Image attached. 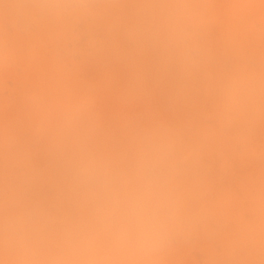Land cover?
I'll return each instance as SVG.
<instances>
[{
    "label": "rangeland",
    "instance_id": "rangeland-1",
    "mask_svg": "<svg viewBox=\"0 0 264 264\" xmlns=\"http://www.w3.org/2000/svg\"><path fill=\"white\" fill-rule=\"evenodd\" d=\"M3 1H6V0H3ZM3 1L0 0V7H1V10H0L1 12L0 13V144H2L0 146V155L1 154L3 155L0 159V184L3 186L0 185V188H2L1 189L2 192L6 190L5 193L7 195L0 191V196L2 197L0 199V211H1L0 212V243H2L0 244V250H1L0 255L1 256L3 255L2 256L3 258L0 256V261L3 263L0 262V264H4L5 262L6 264H12V263L15 264L16 261H18L16 262L17 264H20V263L23 264L24 259L21 258L20 256L22 257L24 256L23 252L25 249L27 250L26 247L30 248L28 249V252H30V250L32 251V248H33L32 246L34 245V243H36L34 241L39 242V238L40 240H42V238H44L45 237L44 235L46 234L48 236V239L45 237V241L49 240L52 244H55L56 246V244L60 240L59 238L64 239L65 238L64 235L68 233L70 234V236H72L71 238L68 237L69 240L67 239L68 240L67 244L68 242L70 244L66 246H69V248L66 246H62V245H65L66 243L65 244L62 243L61 245L58 244L63 247V248L61 247L62 249L59 246L57 247H59L64 253L65 247L66 249H70L69 251H74L75 249L72 250V248L74 247V245L76 248V246L79 245L78 242L81 243V245H84V243H86L85 247L88 246L89 249H87L88 247L87 248H85L84 246L82 247H84L88 253L84 249H83L84 251H82V248H79L81 245H79L78 248H76L75 250V252L76 251L79 252L78 251L79 249L81 250L82 253L83 252L86 253V255L84 254L86 256V257L84 256L85 258L83 256L82 257L78 256L81 252L78 255L76 253L75 254L73 253L74 256L75 255L78 256L77 259L79 263L82 262L81 264H85V263L92 264V261L90 262L89 260H88L89 263L88 261H85V260H84L85 263L82 261L83 258L86 259L88 258L87 256L89 255L91 257L95 256L94 258L98 260L96 261L97 264L98 263L101 264L102 259H104V257L107 254H108L107 257L110 256V258H113V260L115 261V264H128V263L129 264L130 263L146 264L149 261L150 262L147 264H156L157 261H158L157 264H165V263L167 264L168 263L170 264H174V263L175 264H188V263L189 264H197V263L206 264L205 260L207 259H208L207 261L209 262V263L207 262V264H213V263L214 264H226L227 260L229 262L230 259H231L230 263L232 264H247V262H249L248 264H263L264 258L262 259L261 257H264V255H261L260 253V255L258 256V254L259 252H262L264 254L263 252L264 250H262V248L264 247L262 246V243L264 245V242L259 240L258 233H260L261 235L264 234V213H262L264 211H261L262 207H263L262 209H264V201H263L264 200V193H263L264 185H262L264 184L263 182L264 181V32H263L264 28H261V25L262 27H264L263 26L264 9L262 10V8H264V1H261V0H258V1L257 0H213V1L212 0H194V1L192 0H158V1L156 0H150V1L149 0H137V1L135 0H104V2L102 1L104 5L105 4L109 6L111 5L110 6L111 8L106 5L104 6L103 4H98V3H102L101 0H99V2L97 0H81L82 3H80V0H71V1L70 0L69 1L68 0H54L51 2L50 0L49 1L48 0H24V1L23 0H9L8 1L7 0L8 2L6 1V3ZM38 1L40 2V4ZM72 1H73V4H72ZM164 1L166 2V4ZM32 2H36V3H32ZM67 2L69 3V5ZM92 2H95L93 3L94 6H96L95 8L94 6H91ZM181 2H182V5H180ZM186 2H187L188 7L185 6ZM188 2L190 4H188ZM205 2L209 4H206ZM52 3H54V5ZM88 3L90 4L88 5ZM156 3L157 4L159 3V4L157 5ZM150 4H151V8H150ZM27 5L29 9L26 8ZM66 5H68V7ZM81 5L83 6L80 7ZM97 5L98 6L102 5L103 9L101 10V6H99V10H98ZM141 5L142 6L147 5V8H144L145 6L143 7L144 12L142 11ZM153 5H156V6H153ZM197 5L200 9L197 7ZM89 6H91L92 8ZM116 6L117 8L119 7L120 8L114 9ZM180 6L183 7V10H181L182 8H180ZM66 7L67 9L70 8L69 11H71V15H70V12H67ZM79 7L81 9L84 8L83 13L80 12L83 9L81 10ZM86 7L88 8V10L86 9ZM104 7H109V8H106V10H104L105 9ZM121 7L125 9L122 8L123 9L122 10ZM75 8L77 10L79 9L80 11L78 10V12H76L77 10H75ZM132 8L134 9L132 10ZM164 8L167 10H165ZM178 8H180L179 10H181V12H177L179 11ZM191 8H193V10H191ZM92 9L93 11H91ZM96 9L97 11H100V12L104 10L101 13L106 14V19L109 20L110 23L112 22L111 23L112 29H110L109 32H105L104 30H102L104 27L102 28L98 27L100 26L99 24L98 26L96 25V23L101 22V20L99 21L100 16L103 17L102 16L103 14H100L99 16V12L97 14ZM197 9L199 11H197ZM72 10L73 11L75 10L76 13L73 12ZM147 10H148V13H147ZM161 10L164 13H162ZM85 11H87V13L89 14L92 12L93 13L90 14L91 16L88 17L89 14H87ZM51 12L53 15L51 14ZM115 12L117 13L116 15L114 14ZM123 12H125L126 14ZM130 12H132V14H130ZM135 12L137 13V15ZM157 12L159 14H157ZM200 12L201 14H199ZM49 13L52 16H50ZM78 13L82 14V16L79 15ZM111 13H112V16L113 15L115 16L112 17ZM180 13H183L182 14L183 18L181 17L182 20L180 19V16H179ZM197 13L200 15L199 17L202 19L198 17ZM233 13H235V15ZM75 14L78 16H76ZM146 14L148 15L146 16ZM190 14H194V15H190ZM205 14L207 15L203 17ZM54 15H56V18H57L55 21H53ZM110 16L112 18H110ZM144 16L148 18H145ZM230 16L231 18H229ZM71 17H72V20L69 19ZM79 17L80 18L82 17V18L80 19ZM95 17H97L96 20H98L96 22L94 20ZM219 17H223V18H219ZM84 18L85 19L88 18L87 19L88 21L87 22L84 21L85 20ZM89 18L90 20H93V21H90ZM119 19L122 22H119ZM220 19L222 20L224 19L226 21L225 24H224V20L222 21ZM235 19L239 20L240 23L236 21ZM76 20L78 22H76ZM82 20L84 22H82ZM110 20H113V21H110ZM153 20L154 22L157 21L158 23L157 22L154 23ZM219 20L222 22H220ZM233 20H235V22L238 24L236 25L235 22L233 23V25H236L235 27L237 28H235L232 25ZM88 22L91 24V28ZM92 22H95V24H92ZM229 23L232 25V27L229 26ZM213 24H215V28ZM217 24H219L221 27ZM223 25L225 26L222 27ZM239 25L240 27H238ZM73 26H75V28L77 26L78 27L75 29L73 28ZM88 26L89 28H86ZM127 26H128L129 31L126 30ZM217 26H219L220 29L224 28V34L222 33L223 30L217 29ZM186 27L188 28V30ZM64 28L66 30H64ZM79 28L81 30H79ZM95 28H97V30ZM99 28H101V30H98ZM184 29L186 31H184ZM70 31L72 32L71 35H70ZM83 31L85 33H83ZM95 31H98V32H95ZM181 31H183L184 33ZM63 32L65 33L63 34ZM190 32H192V34ZM241 32L243 34H241ZM76 33H77V36H76ZM122 33L124 36L122 35ZM238 33H240V35ZM97 34H99V36H101L102 34L101 38L103 40L101 38H98ZM95 35H96V39H99V40L94 41ZM121 35H122V41L123 39L125 40L126 37L129 38V35H130V39L127 44L125 43L127 42L128 39L125 40L126 42L125 41L121 42V39H120ZM115 36L116 38H114ZM217 36L218 38L220 36L221 39L220 38L218 39ZM261 36L263 37L262 39H261ZM63 37H67V39ZM77 37H78V40H77ZM223 37L224 39H222ZM45 39L47 41H44ZM115 39L116 41H118V43L115 41ZM63 40L67 42L64 43ZM101 40L103 41L102 43H100ZM138 41H139V45H138ZM43 42H46L45 43L46 47L42 46L44 45ZM48 42H49L48 46L50 48L47 46ZM158 42L160 46L158 45ZM27 44H32L35 46L31 48L32 47L31 45L29 47L31 50H29L27 49L28 47H26V46H29ZM149 44L152 46V48ZM60 45L63 48H61ZM84 45H86V47H83L84 48L83 49L81 46H84ZM95 45L98 48L99 47L100 48L98 49ZM120 45H121V49L120 48L118 49ZM125 46L127 47V49L125 48ZM133 46L134 48H136L135 50ZM155 46L157 49L155 48ZM209 46L212 48H207ZM91 47L93 48L92 52L94 53L90 52L92 50ZM113 47L117 48L121 54H119V51H117L115 48L113 49ZM182 47H185V48H182ZM46 48L49 51L46 50ZM122 48H124V50ZM26 49L29 52H26ZM50 49L52 52L54 51L53 54L55 56H53L52 52H51L52 55H49ZM68 49H70V51H68ZM78 49L81 51H79ZM114 50L117 52H115ZM63 51L64 53H62ZM66 51H68L67 52L68 54L66 53ZM133 51L135 52V54ZM40 52H42L41 55H40ZM69 52L72 53L71 57H70ZM25 53H29V54H25ZM64 54L65 56H63ZM78 54L80 55V57ZM89 54H90V57H89ZM115 54L116 56H120V55L121 56L116 57ZM42 55H44L46 58H43L44 56L41 57ZM46 55L49 57H47ZM134 55H135V58H134ZM171 55L173 56L171 57ZM20 56L21 58H19ZM56 56L62 57V58L60 59ZM81 56L87 59L86 61L83 59L87 63H85L82 60ZM52 57L54 58L56 57L58 61H56L55 59H51ZM26 58L28 61L26 60ZM64 58L65 59L67 58V60H65ZM88 58L89 59L92 58V60H89ZM104 58L105 59L107 58L106 59L107 61L104 60ZM171 58L173 61L170 62ZM179 58L182 59V61H179L180 60ZM43 59H45V61L47 62H45ZM126 59L128 62L126 61ZM80 60L83 62H81ZM96 60L98 61V63H96ZM103 60L105 64L103 63ZM174 60H177V61L174 62ZM18 61H20V63ZM32 62H36V64ZM54 62H57V63H54ZM109 62L112 64H110ZM25 63L28 65H26ZM176 63L177 64L179 63V64L176 65ZM67 64L69 66H72V67L68 66V68L70 69L72 68L74 72L72 70H71L72 73L69 71L70 69L67 68ZM90 64H92V66ZM95 64H98L100 67L95 69L96 67H98L97 65L95 66ZM22 66L23 67L26 66L25 67L26 69H24ZM102 66H103V70H101ZM244 66H245V69H244ZM106 67H109L110 69L109 71L110 74L108 73L109 76L107 75L108 68ZM180 67L182 69H180ZM50 68H54V69L57 68L58 70L56 69L54 72V69L50 70ZM20 69H22L23 72ZM4 70L6 71L3 74L2 72H4ZM130 70H133V73L135 72V70L136 72L132 74V71ZM27 71H29V73ZM84 71L91 72L93 76L91 74L89 75V72H87L86 74V72ZM201 71H203V73L205 74H203ZM205 71L208 73H206ZM45 72L46 74H44ZM13 73L15 76L13 75ZM129 73H131L133 76ZM137 73L141 77V80ZM130 75L132 77H130ZM171 75L172 76L175 75V76L172 77ZM204 75H206L207 77L205 78ZM37 76L38 78L39 77L40 78L38 79ZM74 76L77 79H74L75 78ZM83 76L85 77V79ZM137 77H139V80ZM134 78H137L136 81ZM147 78L149 81L147 80ZM15 79L16 80L18 79L17 83L15 82ZM56 79H58L59 81ZM86 79H88V81H86ZM143 79L145 82L143 81ZM51 81L52 82L55 81L54 83H56L55 84L56 86H54V83L52 85ZM104 82L108 84L106 85ZM127 82L128 83L132 82L133 86L132 85L130 86V84H127ZM77 84L79 85V87ZM137 84H138L137 87L140 86L139 88L135 86ZM43 86H45V88ZM127 86H130L131 88ZM48 87H49V91L47 89ZM52 87H54V89ZM76 87L78 90L75 89ZM143 87L145 90L143 89ZM137 89L140 90L141 92L138 91ZM171 89L173 90L172 93H171ZM43 90H44V93L41 92ZM96 90H99V91H96ZM135 90L137 93L134 92ZM51 91H53L52 92L53 95ZM54 92L58 93L59 95L56 96L57 94L55 95ZM83 93L85 94L88 93V94L85 95ZM65 94H67L68 96ZM63 96L67 100H65ZM86 96L88 99L86 98ZM84 98H85V101L83 100ZM53 99L55 102L59 101L58 103H56L57 106L53 105L55 104ZM62 100L63 101L65 100L66 102H63ZM81 101L84 103L82 104ZM48 104H50L51 107ZM52 108H54V110ZM62 109L64 110L62 111ZM82 111H85V112L82 113ZM68 114H70V117ZM57 117L61 119L62 122L64 121L63 123H66V121L68 123L69 129L68 127H65L67 124L66 125L64 124L65 125L64 127L68 129V130L66 129L68 133L66 134L67 141L68 140L70 141V138H71L70 142L76 141L74 143L72 142L73 147L78 145V143H80L79 147L76 146L78 147L77 149H75V147L74 149L71 148L70 145H69L70 147L68 148L67 147L68 144L66 145L64 144V142H63L64 145H61V143L60 144L57 143V142L66 140V139L62 140L63 137L66 136L65 134L64 136H62V138L60 137L62 133L59 129V133L61 134H59L60 135L59 138L56 137L58 138L56 139L58 140L56 141V143L59 147L61 145V148L62 147L65 148L64 150H67L68 148V153L66 155V162L64 161V163L62 160L64 159L63 158L64 156L62 154L63 149L60 148L61 150H59L58 148L57 150V145H53V143H49L51 141L55 142L54 139L51 140L53 136L51 137V139L48 138L49 137L48 133L50 135L52 131L55 132V129L57 130V128H60V127H56L54 130L50 128V127H53L54 122L56 123V120L54 121V119H56ZM46 118L47 119L49 118V120H46ZM59 119H57V122H59ZM76 119H78L80 122ZM51 122H53L52 126H51ZM62 122H60L59 124H61ZM63 123L61 125H63ZM39 124L41 126H37ZM76 124H78L79 126ZM42 125L44 126L43 128H42ZM62 127L63 126H61V128ZM83 128L86 131H83ZM49 129L52 131L50 132ZM39 130L40 132H38ZM42 130L45 131L46 133L43 132ZM71 130L74 131L75 133L72 132ZM57 132H55L54 134H56ZM85 132L87 133L85 134ZM39 133H40V136L38 135ZM42 133L47 134V135H44L46 136L45 140L42 137L43 136ZM99 134L101 136L103 134V136L100 137ZM225 135L227 136V139H229L230 141L226 140ZM90 136L91 137L93 136V137L91 138ZM221 137H223V139L226 140L227 142L226 141L224 142V140H222ZM231 137L232 138L234 137V138L232 139ZM243 138H245V140H243ZM39 139L40 140L43 139L44 141L43 140L40 141ZM77 139H78V142H77ZM86 140L89 142L88 145H86L87 143ZM91 140L93 144L91 143ZM79 141H81L82 143ZM93 145H95L94 146L95 148L93 147ZM36 146H37V149L35 148ZM84 146H87V147H84ZM24 147L27 149H25ZM44 148L46 150H44ZM85 148H88V150H84ZM250 148H252V150ZM92 149H95L94 151L96 153V156L99 154V157L97 156L96 158L95 156H93L94 153L93 154L89 153V150L92 151ZM96 149L98 150L97 152H96ZM6 150L8 152H6ZM35 150H36V154H35ZM41 151H43L44 153ZM57 151L59 153L61 152L60 154L63 157L60 156V154L58 155ZM80 151L82 152L83 156L79 154ZM5 152L7 154H5ZM99 152L102 154L106 152L104 154L106 157L104 155L102 156V154H100ZM9 153H12V156ZM46 153L47 155L51 154V158L48 157ZM85 153H89L90 157L95 158V159H92L93 162H91V159L89 156H85ZM24 154L26 155L24 156ZM45 155L48 157V159L45 157ZM77 155H80V156L78 157ZM59 156L61 157V159ZM75 156L79 159H77ZM81 156L82 157L85 156L84 157L85 159L87 160L90 159V160L87 161L84 158L80 160ZM100 156L104 158L102 159ZM14 157L16 160H18V162L14 159ZM74 157L77 161L74 160ZM2 158L4 159L2 160ZM99 158L101 159V161L100 160L98 161ZM9 159H10V162H7ZM29 159L34 162L30 161ZM49 159H50V162H48ZM105 159L108 160L109 164L106 162ZM11 160L12 161L14 160V161L12 162ZM80 161H83L84 164H86L85 162L87 163L89 162L88 163L89 165L86 164V166H83L84 164L82 165L81 163H79ZM22 162H25V163H22ZM90 162L94 163V165L91 164L93 167L90 166ZM5 163L8 165V167ZM35 163L38 166H36ZM77 163H79L80 165ZM62 164H65V165H62ZM34 165L36 167H34ZM61 165L65 167V169L63 168L62 170L61 169L58 170V168L61 167ZM83 167H85V169ZM80 168H82L83 170ZM90 168L91 169L93 168V171ZM73 169H76V170L74 171ZM77 169H80V170L77 171ZM44 170H46V172ZM86 170H89V172H87ZM53 171H56V172H53ZM58 172H59V175L57 174ZM60 172H61V175H60ZM48 175L51 178H49ZM246 175H249V177L247 176L248 180L246 179ZM38 178H40V180ZM254 179L255 180L258 179L257 181H259L258 183L260 185L257 183V181H256L257 185L253 183L255 181ZM35 180L37 181L35 182ZM77 180H79L78 183H77ZM245 180L247 184L249 182L248 185L245 183ZM55 182L56 184L58 183L59 186H61L62 184L64 186V188L62 186L61 188L58 189V192H60L59 194L61 193L63 194V196L61 195L62 197L58 195V198H56L57 195L56 196L53 195L56 193L55 190H57V188H55L56 186L53 185ZM106 182H109V183H106ZM241 183L244 185H242ZM45 184L47 185L45 186ZM97 184L100 185V188L101 187L104 188L102 193L99 192L102 190L99 188V186H97ZM108 184H110L109 187H108ZM90 185H92L91 186L92 188L90 187ZM105 185L107 187V191L104 187ZM190 185L193 188H190L191 187ZM241 185L245 187L243 188ZM255 185L256 187L258 186L259 187L255 189L254 188ZM21 186L22 188L23 187L24 188L22 189ZM41 186L45 187L46 190L42 188ZM3 187H5V189ZM89 187L90 189H93V187L94 189L97 188L98 192L95 193V191L97 190H92V193H91L92 196L89 195L90 194ZM10 188L12 191L9 190ZM74 189L77 190V192ZM179 189L181 192L178 191ZM72 190L75 191L74 193L75 197L76 196L78 197L76 198L74 197L73 192H71ZM82 190L84 191V193L82 192ZM87 190H89V192ZM204 190L205 192L207 190L206 194ZM9 191H10V194L12 192L13 195L12 194L10 195ZM200 191L201 193H199ZM248 191L252 193H249ZM79 192H82V193H79ZM182 192L183 193L185 192L186 195L188 196H186L185 193L183 194ZM218 192H219V195H221L220 192H222L223 195L221 196L225 195L224 198L222 199L220 198L222 202L221 200L219 201V195L217 194ZM227 192L229 193L227 194L228 196L226 195ZM180 193H182L183 196ZM245 193H246V196H245ZM4 194L6 196H4ZM71 194L73 196H71ZM214 194H215V197H214ZM255 194H257V196ZM40 195H41V198H40ZM192 195L195 198H193ZM93 196H94L93 198L94 200L90 199ZM247 196H249V198ZM12 197H15V198H12ZM226 197H230L233 199L227 198L228 200L227 201ZM77 198L79 199V201L76 200ZM88 198L90 200H88ZM98 198H100V201L98 200ZM184 198L186 200H184ZM215 198L217 199V202H215ZM58 199L60 201H57ZM74 199L77 202H75ZM80 199L81 200L83 199L82 202L80 201ZM84 199L85 201L88 200V202H85ZM180 199H183V200H180ZM10 200L12 203L10 202ZM33 200H36V201H33ZM247 200L248 202H246ZM3 201L5 203L2 204L3 205L2 206L1 203H3ZM218 201L220 202L221 205L218 204L219 203ZM225 201L227 203L230 201L228 204L231 207H229ZM259 201H261L262 205L260 204ZM39 202H41V204ZM58 202H61L60 204H62L63 207L59 205ZM74 203L78 205L79 207L83 206L85 210L83 209V212H82V207H80L79 209L81 210H79L78 208L75 207L76 205ZM36 204H38V206H36ZM238 204H241L242 207H239ZM8 205H11V206H8ZM208 205L210 206V208ZM212 205H214V207L215 205L216 206L220 205L219 206L220 208L219 207L217 208L221 210L216 208L217 211L219 210V212L216 214L217 211L215 212L216 209L213 208ZM234 205H237V207H235ZM256 205L258 206L260 205L261 207L260 208L257 206V208H260L259 213H257L258 211L257 209H255ZM203 206L206 208H203V211H202L201 207ZM221 206L223 207V209L221 208ZM234 207L236 210L235 209L233 210ZM238 207L242 209L237 210L239 209ZM10 208L12 209L14 208V210L12 209L10 210ZM40 208L43 210H41ZM61 208L62 209L64 208V209L62 210ZM74 208L76 209V211H73ZM246 208H247V211H245ZM204 209H206V211L208 209H212V210H208L207 211L208 214H207L206 211H204ZM230 209H232L233 212H231L232 210ZM228 210H230L229 211L230 215L227 212ZM37 211H39L40 213ZM57 211L58 212L60 211V212L57 213ZM77 211H79V214ZM212 211L215 212V213L213 212L214 215H212ZM221 211L222 212L226 211L225 213H228V214L220 213ZM45 212H46L45 216L42 217V214H44ZM63 212L66 214V216H68V218H66V216H64L65 219L61 217V215L64 214ZM80 212H82L83 214H80ZM234 212L235 214L237 213L239 215L237 217H239L240 220H242L240 221L239 218H237L238 219L237 221L239 223L235 221L236 218L234 219L232 218L233 216H231V215H234L233 214ZM240 212L241 214H243L244 212L245 213L241 215ZM89 213L92 215L88 217ZM250 213L252 214V217L250 216L251 215ZM22 214H23V218H22ZM52 214L54 216H52ZM69 214L73 215L74 217L73 216L70 217ZM209 214L212 217L209 216ZM16 217H19V219ZM93 217L95 218V220ZM234 217L236 216L234 215ZM87 218H89L90 221ZM47 219H50V220H47ZM57 219L58 221L60 219H62L63 221L60 220L58 222L56 221ZM67 219L69 220L66 221ZM249 219H251V221H249ZM23 220L27 223L23 222ZM46 221H48V225L47 223L45 225ZM217 221L220 223L222 222L221 228H220L221 224L218 223ZM262 221H263V224L261 223ZM6 222L8 223V225ZM49 223H50V226H49ZM85 223L87 226V230H86V226L84 225ZM87 223L89 224V226ZM241 223H243L244 225ZM43 224H44V227L41 226ZM6 225L11 228L8 229ZM38 225L40 226L39 227L40 229L37 227ZM207 225H209L210 227ZM236 225L238 226L236 227ZM48 226L51 228H49ZM241 226L242 228L240 229ZM244 226L247 231H250V233L248 234L249 236L246 234L247 231L245 232ZM249 226H250V230H248ZM12 227L15 228V230ZM34 227H37L38 229L36 230V228ZM55 227L58 228L56 232H54L57 229ZM91 227H93L92 231H90L92 229ZM199 227L202 229H200ZM257 227L259 228L257 229ZM238 229L241 230L239 231V233L241 232V235L245 234L244 235L245 237L247 235L246 238L248 241L244 240L246 238H244L243 235L242 236L239 235L238 231L237 232L235 231ZM8 230L10 232H8ZM12 230L14 231V233H11L13 232ZM32 230L33 231L35 230L34 232L37 231L38 234H30V233H33ZM213 230H214V233H213ZM40 231H42V233ZM226 231H228V233L226 236H224ZM261 231L263 234L261 233ZM77 232L82 233L83 236L82 235L80 236V234L78 235ZM121 232H123L125 235L122 234ZM76 233H77V237H76ZM10 234L12 237H10ZM151 234H153V236ZM211 234L213 235V237L211 236ZM21 235L24 237L23 238L24 242L23 240H21L22 238ZM56 236L58 237L56 238ZM118 236L120 237V241H119ZM215 237H218L217 240ZM72 238L76 240L78 238L80 240H83V244L81 241L79 240L74 241V239ZM94 238H96V240H93ZM5 239L7 240L9 239V240L5 242L4 241ZM26 239H28V242L30 241V243L31 241L33 242L32 246H30L31 244L29 245L28 242L25 243ZM135 239H136V243H135ZM147 239L148 241H146L147 243H145L144 240H147ZM214 239L217 242L214 241ZM257 240L260 241L261 243L257 244L258 242ZM43 241L44 239L42 240V242ZM124 241H127L129 243L127 242L124 243ZM133 241L134 243H132ZM8 242H10L9 243L10 245H8L9 248L7 247ZM48 242L42 243L43 246L46 245V243ZM207 242L208 243L210 242L211 244L209 243L210 244L209 245L207 244ZM244 243L246 245H244ZM26 244H28L29 246ZM234 244H238V246L242 245L243 248L247 246V248H244L242 250V247H238L237 245L234 246ZM70 245H72L73 247L71 248ZM53 246L49 247L50 250L51 248L54 249ZM13 247H15V249ZM183 247L185 248L183 249ZM202 247H203V250H202ZM259 247H261L260 249L262 251L259 249ZM36 248L37 247L33 249L34 251L32 252V254H34ZM236 248H238V251ZM233 249L235 251H233ZM245 249H246V252H245ZM15 250L16 251L18 250V251L16 252ZM217 250L219 251L217 252ZM241 250L242 252L246 254L242 253L244 255L239 256V255H242L240 253ZM69 251L67 250V254ZM226 254H228L227 258L225 257L227 256ZM34 255H33V258L31 256V259H26L25 258V256H27L26 254L24 256V258L26 259L25 263L27 264L28 262L29 264L30 263L31 264L41 263L42 264V261L40 260H43V259H40V258H38L37 263H34L36 261V258L34 257ZM62 255L63 254H61V256ZM212 255L215 257L213 258ZM11 256H14V257L11 258ZM204 256L205 257L208 256V257L205 258ZM27 257H29V254ZM193 257L194 258L196 257V258L194 259ZM235 257H237L236 260H235ZM244 257L246 258V260L247 259L248 260L247 261L244 260L245 259ZM258 257H260L261 261L263 262L260 263V258L257 259ZM20 258L22 260H20ZM34 258L35 260L34 262H32ZM70 258L73 259V255ZM70 258L67 259L66 257V261L69 262ZM186 258L188 259L186 260ZM189 258H191L192 260ZM212 258L213 260L214 259L216 260V263L214 262L215 260L214 261L210 260ZM74 259H76V257ZM77 259L75 261H77ZM109 259L106 264L108 263L114 264L113 263L114 261L110 259L113 261L111 262ZM152 259L154 261H151ZM172 259H174V261ZM219 259L222 261V263ZM222 259L226 260L225 263L223 262ZM19 260H20V263H19ZM56 260L55 259L53 260L54 264ZM48 261L50 262L51 260H48ZM48 261L45 263H48ZM63 261L65 260L61 261L60 259V264ZM57 262L59 264V260ZM72 262L74 263V260ZM230 263H227V264H230ZM68 264H70V262Z\"/></svg>",
    "mask_w": 264,
    "mask_h": 264
},
{
    "label": "bare ground",
    "instance_id": "bare-ground-1",
    "mask_svg": "<svg viewBox=\"0 0 264 264\" xmlns=\"http://www.w3.org/2000/svg\"><path fill=\"white\" fill-rule=\"evenodd\" d=\"M2 1H3V0H2ZM6 1H7V0H6ZM6 1H3V2L6 3ZM8 1H9V0H8ZM8 1H7V2H8ZM23 1H24V0H23ZM48 1H49V0H48ZM48 1H46V2H48ZM51 1H54V0H50V2H51ZM68 1H69V0H68ZM70 1H71V0H70ZM97 1L99 2V0H97ZM102 1L104 2V0H101V2H102ZM135 1H137V0H135ZM149 1H150V0H149ZM156 1H158V0H156ZM156 1H155V2H156ZM192 1H194V0H192ZM212 1H213V0H212ZM257 1H258V0H257ZM261 1H264V0H261ZM11 2H12V1H11ZM11 2H10V4H11ZM16 2H17V1H16ZM28 2H29V1H28ZM28 2H27V3H28ZM38 2H39V1H38ZM41 2H42V1H41ZM46 2H45V4H46ZM87 2H88V1H87ZM103 2H102V3H98V4H103V5H104ZM111 2H112V1H111ZM142 2H143V1H142ZM160 2H161V1H160ZM164 2H165V1H164ZM200 2H201V1H200ZM210 2H211V1H210ZM259 2H260V1H259ZM259 2H258V3H259ZM1 3H2V2H1ZM5 3H4V4H5ZM24 3H25V2H24ZM32 3H36V2H32ZM67 3H68V2H67ZM67 3H66V4H67ZM80 3H82L81 0H80ZM83 3H84V2H83ZM93 3H95V2H92V3H91V6H94ZM106 3H107V2H106ZM113 3H114V2H113ZM113 3H112V4H113ZM133 3H134V2H133ZM144 3H145V2H144ZM146 3H147V2H146ZM149 3H150V2H149ZM193 3H194V2H193ZM201 3H202V2H201ZM205 3H206V2H205ZM17 4H18V3H17ZM39 4H40V2H39ZM47 4H49V3H47ZM52 4L54 5V3H52ZM70 4H71V3H70ZM72 4H73V1H72ZM72 4H71V5H72ZM76 4H77V2H76ZM76 4H75V5H76ZM89 4H90V3H88V5H89ZM92 4H93V5H92ZM109 4H110V3H109ZM124 4H125V3H124ZM137 4H138V3H137ZM147 4H148V3H147ZM153 4H155V3H153ZM156 4H157V3H156ZM158 4H159V3H158ZM158 4H157V5H158ZM160 4H161V3H160ZM165 4H166V2H165ZM188 4H190V3L188 2ZM195 4H196V2H195ZM197 4H198V3H197ZM206 4H209V3H206ZM218 4H219V3H218ZM218 4H217V5H218ZM261 4H262V3H261ZM1 5H2V4H1ZM25 5H26V4H25ZM28 5H29V4H28ZM28 5H27V7L25 6L27 9H29V8H28ZM33 5H34V4H33ZM50 5H51V4H50ZM53 5H52V6H53ZM68 5H69V3H68ZM68 5H66V6L68 7ZM83 5H84V4H83ZM83 5H81L80 7H82ZM86 5H87V4H86ZM105 5H106V6H109V5H107V4H105ZM105 5H104V6H105ZM139 5H140V4H139ZM142 5H143V4H142ZM142 5H141V7H142V11H143V10H144L143 7H144L145 5H144V6H142ZM163 5H164V4H163ZM180 5H182V2H181ZM193 5H194V4H193ZM199 5H200V4H199ZM211 5H212V3H211ZM214 5H215V4H214ZM214 5H213V6H214ZM262 5H263V4H262ZM12 6H13V4H12ZM91 6H89V7H91ZM99 6H101V10H102V9H103V6H102V5H99ZM99 6L97 5L98 10H99ZM110 6H111V5H110ZM110 6H109V7H110ZM153 6H156V5H153ZM176 6H177V4H176ZM185 6L188 7V6H187V2H186V5H185ZM185 6H184V7H185ZM189 6H190V5H189ZM213 6H212V7H213ZM2 7H3V6H2ZM7 7H8V6H7ZM67 7H66V9H67ZM80 7H79V8H80ZM95 7H96V6H94V8H95ZM109 7H104V8H105L104 10H106V8H109ZM113 7H114V6H113ZM125 7H126V6H125ZM163 7H164V6H163ZM197 7H198V5H197ZM212 7H211V9H212ZM5 8H6V6H5ZM8 8H9V7H8ZM17 8H18V7H17ZM73 8H74V7H73ZM73 8H72V9H73ZM91 8H92V7H91ZM91 8H89V9H91ZM94 8H93V9H94ZM110 8H111V7H110ZM116 8H117V6H116L114 9H116ZM119 8H120V7H119ZM119 8H117V9H119ZM122 8H123V7H121V9H122ZM144 8H147V5H146ZM150 8H151V4H150ZM156 8H157V7H156ZM180 8H182L181 10H183V7L180 6ZM180 8H178V10H179ZM198 8H199V7H198ZM202 8H203V7H202ZM215 8H216V7H215ZM48 9H50V8H48ZM80 9H81V8H80ZM82 9H83V10H82ZM82 9H81L82 11H80L79 9H78V10H79L80 12L83 13V12H84V8H82ZM86 9L88 10L87 7H86ZM86 9H85V10H86ZM93 9H92L91 11H93ZM121 9H120V10H121ZM123 9H125V8H123ZM123 9H122V10H123ZM133 9H134V8H132V10H133ZM136 9H137V7H136ZM139 9H141V8H139ZM153 9H154V8H153ZM160 9H161V8H160ZM164 9H165V8H164ZM176 9H177V7H176ZM194 9H195V8H194ZM199 9H200V8H199ZM213 9H214V8H213ZM263 9H264V8H262V10H263ZM0 10H1V7H0ZM3 10H5V9H3ZM6 10H7V9H6ZM25 10H26V9H25ZM25 10H24V11H25ZM69 10H70V8L67 9V12H70V15H71V11H69ZM75 10H77V9L75 8ZM75 10H74V11L72 10V11L75 12ZM78 10H77L76 12H78ZM94 10H95V9H94ZM104 10H103V11H104ZM165 10H167V9H165ZM181 10H179V11H177V12H181ZM191 10H193V8H191ZM201 10H203V9H201ZM217 10H218V9H217ZM16 11H17V10H16ZM48 11H49V10H48ZM50 11H51V10H50ZM89 11H90V10H89ZM96 11H97V9H96ZM103 11H101V12H103ZM142 11H141V12H142ZM145 11H146V10H145ZM158 11H159V10H158ZM161 11H162V10H161ZM197 11H199V10L197 9ZM209 11H210V10H209ZM76 12H75V13H76ZM85 12L87 13V11H85ZM98 12H99V16H100V14H103V13H101L100 11H97V14H98ZM128 12H129V10H128ZM132 12H134V11H132ZM132 12H130V14H132ZM138 12H139V11H138ZM143 12H144V11H143ZM149 12H150V11H149ZM193 12H194V11H193ZM211 12H212V11H211ZM0 13H1V12H0ZM16 13H17V12H16ZM92 13H93V12H92ZM92 13H90V14H92ZM123 13H125V12H123ZM135 13H136V12H135ZM145 13H146V12H145ZM145 13H144V14H145ZM147 13H148V10H147ZM151 13H152V12H151ZM160 13H161V12H160ZM162 13H164V12L162 11ZM165 13H166V12H165ZM190 13H191V11H190ZM195 13H196V12H195ZM203 13H204V12H203ZM262 13H263V12H262ZM49 14H50V13H49ZM51 14H52V12H51ZM51 14H50V16L53 15V14H52V15H51ZM78 14L82 16V14H80V13H78ZM84 14H85V13H84ZM84 14H83V15H84ZM87 14H89V13H87ZM90 14L88 15V17L91 16ZM114 14L116 15L117 13L115 12ZM125 14H126V13H125ZM157 14H159V13L157 12ZM182 14H183V13H180V15H179L181 20H182V18H183ZM199 14H201V12H200ZM199 14L197 13L198 17L200 16ZM207 14H208V13H207ZM207 14H205L204 16L202 15V16L205 17ZM233 14L235 15V13H233ZM75 15H76V14H75ZM115 15H113V16H115ZM127 15H128V14H127ZM136 15H137V13H136ZM147 15H148V14H146V16H147ZM153 15H154V14H153ZM163 15H164V14H163ZM190 15H194V14H190ZM210 15H212V14H210ZM1 16H2V14H1ZM76 16H78V15H76ZM85 16H86V15H85ZM85 16H84V17H85ZM95 16H97V15H95ZM99 16H97V17H99ZM102 16H103V17L100 16V19H99V21H100V20H101V22L103 21L102 24H101V22H100V23H96V25L98 26V24H99L100 26H98V27H101V28L104 27L102 30H104L105 32H109V30L112 29V24H111L112 22L110 23L109 20L106 19V14H103ZM108 16H109V15H108ZM108 16H107V17H108ZM111 16H112V13H111ZM111 16H110V18L113 17V16H112V17H111ZM122 16H124V15H122ZM149 16H151V15H149ZM176 16H178V15H176ZM54 17H55V18H54ZM54 17H53V19H54L53 21H55V20L57 19V18H56V15H54ZM97 17L94 18L95 22L98 21V20H96ZM104 17H105V18H104ZM144 17H145V16H144ZM155 17H156V16H155ZM159 17H160V16H159ZM181 17H182V18H181ZM191 17H192V16H191ZM198 17H196V18H198ZM79 18H80V17H79ZM81 18H82V17H81ZM81 18H80V19H81ZM120 18H121V17H120ZM145 18H148V17H145ZM160 18H161V17H160ZM184 18H185V17H184ZM199 18H200V17H199ZM213 18H214V17H213ZM213 18H212V19H213ZM219 18H223V17H219ZM229 18H231V16H230ZM51 19H52V18H51ZM69 19L72 20V17L69 18ZM74 19H75V18H74ZM77 19H78V18H77ZM84 19H85V18H84ZM87 19H88V18H87ZM87 19H85L84 21L87 22V21H88ZM115 19H116V17H115ZM149 19H150V18H149ZM176 19H177V18H176ZM176 19H175V20H176ZM178 19H179V18H178ZM200 19H202V18H200ZM203 19H204V18H203ZM89 20H90V18H89ZM106 20H107V21H106ZM144 20H146V19H144ZM150 20H151V19H150ZM158 20H159V19H158ZM208 20H209V19H208ZM220 20H222V19H220ZM220 20H219V21H220ZM223 20H224V19H223ZM223 20H222V21H223ZM227 20H229V19H227ZM235 20H236V19H235ZM235 20H233V22L230 21V22H232V25H233V23L235 22ZM263 20H264V19H263ZM84 21L82 20V22H84ZM90 21H93V20H90ZM110 21H113V20H110ZM146 21H148V20H146ZM179 21H180V20H179ZM198 21H199V19H198ZM215 21H216V19H215ZM222 21H220V22H222ZM236 21L239 22V20H236ZM72 22H73V21H72ZM76 22H78V21L76 20ZM79 22H81V21H79ZM95 22H92V24H95ZM119 22H122V21L119 19ZM153 22H154V20H153ZM156 22H157V21H156ZM156 22H154V23H156ZM177 22H178V20H177ZM182 22H183V21H182ZM184 22H185V20H184ZM189 22H190V21H189ZM200 22H201V21H200ZM210 22H211V21H210ZM225 22H226V21L224 20V24H225ZM246 22H248V21H246ZM88 23H89V22H88ZM126 23H127V22H126ZM157 23H158V22H157ZM159 23H160V22H159ZM175 23H176V22H175ZM217 23H218V22H217ZM235 23H236V22H235ZM239 23H240V22H239ZM241 23H242V22H241ZM262 23H263V22H262ZM53 24H54V22H53ZM77 24H78V23H77ZM81 24H82V23H81ZM83 24H84V23H83ZM89 24H90V23H89ZM113 24H114V23H113ZM184 24H186V23H184ZM187 24H188V22H187ZM207 24H209V23H207ZM215 24H216V23H215ZM215 24H213L214 28H215ZM69 25H71V24H69ZM96 25H95V26H96ZM155 25H156V24H155ZM160 25H161V24H160ZM217 25H219V24H217ZM220 25H221V23H220ZM220 25H219V26H220ZM232 25L229 23V26L232 27ZM236 25H238V24L236 23ZM236 25H233V26L235 27ZM248 25H249V24H248ZM85 26H87V25H85ZM97 26H96V27H97ZM157 26H158V24H157ZM180 26H182V25H180ZM184 26H185V25H184ZM189 26H190V25H189ZM208 26H209V25H208ZM211 26H212V25H211ZM219 26H217V29H220L221 26H220V27H219ZM224 26H225V25H223L222 27H224ZM253 26H254V25H253ZM263 26H264V24H263ZM63 27H64V26H63ZM68 27H69V26H68ZM77 27H78V26H77ZM77 27H76V28H77ZM119 27H120V26H119ZM123 27H124V26H123ZM129 27H130V26H129ZM131 27H132V26H131ZM177 27H179V26H177ZM238 27H240V25H239ZM245 27H246V26H245ZM69 28H70V27H69ZM71 28H72V27H71ZM73 28H75V26H73ZM76 28H75V29H76ZM86 28H89V26L86 27ZM90 28H91V24H90ZM92 28H94V27H92ZM101 28H99L98 30H101ZM125 28H126V26H125ZM181 28H182V27H181ZM186 28H187V27H186ZM186 28H185V29H186ZM189 28H190V27H189ZM212 28H213V27H212ZM235 28H237V27H235ZM261 28H264V27H262V25H261ZM83 29H84V28H83ZM95 29L97 30V28H95ZM117 29H118V28H117ZM153 29H154V28H153ZM185 29H184V31H186ZM190 29H191V28H190ZM190 29H189V30H190ZM208 29H209V28H208ZM217 29H216V30H217ZM62 30H63V29H62ZM64 30H66V29L64 28ZM67 30H68V29H67ZM69 30H70V29H69ZM72 30H73V29H72ZM79 30H81V29L79 28ZM79 30H78V31H79ZM126 30L129 31V30H128V26H127V29H126ZM137 30H138V29H137ZM156 30H158V29H156ZM187 30H188V28H187ZM213 30H214V29H213ZM220 30H223L222 33L224 34V28H223V29L221 28ZM220 30H219V31H220ZM237 30H238V29H237ZM247 30H248V29H247ZM74 31H75V30H74ZM86 31H87V29H86ZM92 31H93V29H92ZM208 31H210V30H208ZM239 31H240V29H239ZM248 31H249V30H248ZM65 32H66V31H65ZM65 32H63V34H64ZM95 32H98V31H95ZM95 32H94V33H95ZM121 32H122V31H121ZM181 32H183V31H181ZM242 32H243V31H242ZM242 32H241V34H243ZM249 32H250V31H249ZM263 32H264V30H263ZM71 33H72V32L70 31V35H71ZM79 33H80V32H79ZM83 33H85V32L83 31ZM103 33H104V32H103ZM183 33H184V32H183ZM185 33H186V32H185ZM190 33L192 34V32H190ZM232 33H233V32H232ZM68 34H69V33H68ZM95 34H96V33H95ZM111 34H112V33H111ZM114 34H115V33H114ZM210 34H211V33H210ZM212 34H213V33H212ZM238 34L240 35V33H238ZM245 34H246V33H245ZM70 35H68V36H70ZM97 35H98V36H97L98 38H101V36H102V34H101V36H99V34H97ZM122 35H123V33H122ZM122 35H121V38H120V39H121V42H124L126 39H128L127 42L125 41V42H126L125 44H127L128 41H129V39H130V35H129V38L126 37V39H125V40L123 39V41H122ZM66 36H67V34H66ZM76 36H77V33H76ZM80 36H81V34H80ZM80 36H78V37H80ZM118 36H119V35H118ZM123 36H124V35H123ZM192 36H193V35H192ZM243 36H244V35H243ZM78 37H77V40H78ZM245 37H247V36H245ZM63 38H66V39H67V37H63ZM83 38H84V37H83ZM114 38H116V36H115ZM191 38H192V37H191ZM211 38H212V37H211ZM211 38H210V39H211ZM215 38H216V36H215ZM217 38H218V36H217ZM219 38H220V36H219ZM219 38H218V39H219ZM232 38H233V37H232ZM236 38H237V37H236ZM242 38H243V37H242ZM259 38H260V37H259ZM262 38H263V37L261 36V39H262ZM101 39H102V38H101ZM135 39H136V38H135ZM189 39H190V38H189ZM220 39H221V38H220ZM222 39H224V37H223ZM238 39H239V38H238ZM95 40H99V39H96V35H95V37H94V41H95ZM102 40H103V39H102ZM102 40H101V42H100V41H99V42L102 43V42H103ZM117 40H118V39H117ZM191 40H192V39H191ZM195 40H196V39H195ZM195 40H194V41H195ZM211 40H212V39H211ZM216 40H217V39H216ZM235 40H236V39H235ZM44 41H47V40L45 39ZM115 41H116V39H115ZM131 41H133V40H131ZM134 41H135V40H134ZM148 41H149V39H148ZM159 41H160V39H159ZM192 41H193V40H192ZM197 41H198V39H197ZM261 41H262V40H261ZM27 42H28V41H27ZM63 42L66 43L67 41L63 40ZM82 42H83V40H82ZM82 42H81V43H82ZM84 42H85V40H84ZM116 42L118 43V41H116ZM135 42H136V41H135ZM214 42H215V41H214ZM43 43H44V45H42V46H43V47H44V46L46 47V44H45L46 42H43ZM129 43H130V42H129ZM182 43H183V42H182ZM195 43H196V42H195ZM94 44H96V43H94ZM115 44H116V43H115ZM125 44H124V45H125ZM136 44H137V43H136ZM190 44H191V43H190ZM27 45H29V46H26V47H28L27 49L31 50L29 47H30L32 44H27ZM48 45H49V42H48L47 46H48ZM62 45H63V44H62ZM77 45H78V44H77ZM99 45H100V44H99ZM130 45H131V44H130ZM138 45H139V41H138ZM140 45H141V44H140ZM143 45H144V44H143ZM147 45H148V44H147ZM149 45H150V44H149ZM158 45H159V42H158ZM158 45H157V46H158ZM184 45H185V43H184ZM209 45H210V44H209ZM33 46H35V45H32L31 48H33ZM40 46H41V45H40ZM60 46H61V45H60ZM95 46H96V45H95ZM114 46H115V45H114ZM118 46H119V45H118ZM126 46H127V45H126ZM126 46H125V48L127 49ZM135 46H136V45H135ZM150 46H151V45H150ZM150 46H148V47H150ZM159 46H160V45H159ZM181 46H183V45H181ZM205 46H206V45H205ZM205 46H204V47H205ZM215 46H216V45H215ZM48 47H49V46H48ZM70 47H72V46H70ZM81 47H82V48H83V47H86V45L81 46ZM96 47H97V46H96ZM128 47H129V46H128ZM162 47H163V46H162ZM49 48H50V47H49ZM61 48H63V47L61 46ZM74 48H75V47H74ZM79 48H80V47H79ZM91 48H92V47H91ZM94 48H95V47H94ZM97 48H98V47H97ZM99 48H100V47H99ZM99 48H98V49H99ZM102 48H103V47H102ZM114 48H115V47H113V49H114ZM119 48L121 49V45H120V47H118V49H119ZM133 48H134V46H133ZM133 48H132V50H133ZM144 48H145V47H144ZM151 48H152V46H151ZM155 48H156V46H155ZM155 48H154V49H155ZM182 48H185V47H182ZM182 48H181V49H182ZM207 48H212V47L209 46V47H207ZM22 49H23V48H22ZM24 49H25V48H24ZM27 49H26V52H29V51H27ZM43 49H44V48H43ZM59 49H60V48H59ZM70 49H71V48H70ZM70 49H68V51H70ZM83 49H84V48H83ZM95 49H96V48H95ZM115 49H116L117 51H119L117 48H115ZM122 49L124 50V48H122ZM135 49H136V48H134V50H135ZM145 49H146V48H145ZM145 49H144V50H145ZM156 49H157V48H156ZM161 49H162V48H161ZM161 49H160V50H161ZM44 50H45V49H44ZM46 50H48V49L46 48ZM63 50H64V49H63ZM78 50H79V49H78ZM86 50H87V49H86ZM96 50H97V49H96ZM96 50H95V52H96ZM100 50H101V49H100ZM152 50H153V49H152ZM158 50H159V49H158ZM185 50H186V49H185ZM209 50H210V49H209ZM23 51H24V50H23ZM48 51H49V50H48ZM64 51H65V50H64ZM64 51H63L62 53H64ZM68 51H66V53H67ZM79 51H81V50H79ZM92 51H93V48H92V50H91L90 52H92ZM114 51H115V50H114ZM117 51H115V52H117ZM125 51H126V50H125ZM146 51H148V50H146ZM51 52H52V51H51V49H50L49 55H52V54L54 53V51L52 52V54H51ZM56 52H58V51H56ZM73 52H74V51H73ZM115 52H114V53H115ZM131 52H132V51H131ZM133 52H134V51H133ZM161 52H162V51H161ZM161 52H160V54H161ZM37 53H38V52H37ZM41 53H42V52H40V55H41ZM59 53H61V52H59ZM69 53H70V52H69ZM78 53H79V52H78ZM92 53H94V52H92ZM128 53H129V51H128ZM210 53H211V52H210ZM13 54H15V53H13ZM21 54H22V53H21ZM25 54H29V53H25ZM35 54H36V53H35ZM35 54H34V55H35ZM43 54H44V53H43ZM46 54H47V53H46ZM67 54H68V53H67ZM67 54H66V55H67ZM90 54H91V53H90ZM90 54H89V57H90ZM117 54H118V53H117ZM119 54H121L120 51H119ZM134 54H135V52H134ZM137 54H138V52H137ZM185 54H186V53H185ZM211 54H212V53H211ZM30 55H31V54H30ZM34 55H33V56H34ZM47 55H48V54H47ZM47 55H46V56H47ZM71 55H72V53H70V57H71ZM78 55H79V54H78ZM93 55H94V54H93ZM95 55H97V54H95ZM181 55H182V54H181ZM28 56H29V55H28ZM43 56H44V55H42L41 57H43ZM53 56H55V55L53 54ZM63 56H65V54H64ZM100 56H102V55H100ZM103 56H104V55H103ZM115 56H116V54H115ZM115 56H114V57H115ZM120 56H121V55H120ZM120 56H116V57H120ZM128 56H129V54H128ZM128 56H127V57H128ZM172 56H173V55H171V57H172ZM183 56H185V55H183ZM47 57H49V56H47ZM56 57H58V56H56ZM56 57H55V58L52 57L51 59H55L56 61H58V60L56 59ZM68 57H69V56H68ZM79 57H80V55H79ZM81 57H82V60H83V59H84L85 61L87 60V59H85V57H83V56H81ZM86 57H88V56H86ZM93 57H94V56H93ZM131 57H132V56H131ZM204 57H205V56H204ZM210 57H211V55H210ZM19 58H21V56H20ZM35 58H36V57H35ZM39 58H40V57H39ZM43 58H46V57L44 56ZM58 58L61 59L62 57H58ZM95 58H97V57H95ZM134 58H135V55H134ZM173 58H174V57H173ZM175 58H176V56H175ZM177 58H178V57H177ZM181 58H182V56H181ZM48 59H49V58H48ZM64 59H65V58H64ZM88 59H89V58H88ZM106 59H107V58H106ZM106 59L104 58V60H106ZM137 59H139V58H137ZM137 59H136V60H137ZM179 59H180V58H179ZM206 59H207V58H206ZM26 60H27V58H26ZM43 60L45 61V59H43ZM49 60H50V59H49ZM49 60H48V61H49ZM55 60H54V61H55ZM62 60H63V59H62ZM65 60H67V58H66ZM69 60H70V59H69ZM71 60H73V59H71ZM84 60H83V61H84ZM89 60H92V58L89 59ZM94 60H95V59H94ZM97 60H98V59H97ZM97 60H96V63H98ZM101 60H102V58H101ZM104 60H103V63H104ZM118 60H119V59H118ZM123 60H124V59H123ZM177 60H178V59H177ZM177 60H174V62H176ZM22 61H23V60H22ZM27 61H28V60H27ZM29 61H30V60H29ZM37 61H38V59H37ZM44 61H43V62H44ZM63 61H64V60H63ZM80 61H81V60H80ZM83 61H81V62H83ZM85 61H84V62H85ZM106 61H107V60H106ZM126 61H127V59H126ZM171 61H173L172 58H171L170 62H171ZM179 61H182V59H180ZM179 61H178V62H179ZM18 62L20 63V61H18ZM18 62H16V63H18ZM24 62H25V61H24ZM45 62H47V61H45ZM127 62H128V61H127ZM203 62H204V61H203ZM27 63H28V62H27ZM30 63H31V62H30ZM30 63H29V64H30ZM32 63H35V64H36V62H32ZM54 63H57V62H54ZM85 63H87V62H85ZM88 63H89V62H88ZM90 63H91V61H90ZM109 63H110V62H109ZM179 63H180V62H179ZM179 63H178V64H179ZM22 64H23V63H22ZM25 64H26V63H25ZM35 64H34V65H35ZM58 64H59V63H58ZM82 64H83V63H82ZM92 64H93V63H92ZM92 64H90V65L92 66ZM101 64H102V63H101ZM104 64H105V63H104ZM110 64H112V63H110ZM126 64H127V63H126ZM169 64H170V63H169ZM173 64H174V63H173ZM178 64L176 63V65H178ZM180 64H181V63H180ZM204 64H205V63H204ZM211 64H212V63H211ZM241 64H243V63H241ZM26 65H28V64H26ZM43 65H44V63H43ZM52 65H53V64H52ZM64 65H65V64H64ZM87 65H88V64H87ZM96 65H97L98 67H96L95 69H97V68L100 67L98 64H95V66H96ZM102 65H103V64H102ZM107 65H108V64H107ZM162 65H163V64H162ZM170 65H171V64H170ZM206 65H207V64H206ZM47 66H48V65H47ZM55 66H56V64H55ZM58 66H59V65H58ZM62 66H63V65H62ZM65 66H66V65H65ZM68 66H69V65L67 64V68H68ZM128 66H129V65H128ZM150 66H151V65H150ZM158 66H159V65H158ZM172 66H173V65H172ZM172 66H171V67H172ZM180 66H181V65H180ZM207 66H208V65H207ZM245 66H246V65H245ZM245 66H244V69H245ZM22 67H23V66H22ZM25 67H26V66H24L23 68L26 69ZM53 67H54V66H53ZM69 67H72V66H69ZM87 67H88V66H87ZM112 67H113V66H112ZM119 67H120V66H119ZM129 67H130V66H129ZM129 67H128V68H129ZM20 68H21V67H20ZM32 68H33V67H32ZM46 68H47V67H46ZM58 68H59V67H58ZM67 68H65V69H67ZM90 68H91V67H90ZM106 68H108L107 75L109 76V74H110V73H109L110 69H109V67H106ZM51 69H54V68H50V70H51ZM56 69H57V68L54 69V72H55ZM68 69H70V68H68ZM88 69H89V68H88ZM88 69H87V70H88ZM95 69H94V70H95ZM104 69H105V68H104ZM125 69H126V67H125ZM148 69H149V67H148ZM180 69H182V68L180 67ZM208 69H209V68H208ZM212 69H213V68H212ZM212 69H211V70H212ZM20 70L23 72L22 69H20ZM35 70H37V69H35ZM57 70H58V69H57ZM71 70H72V68H71L69 71L71 72ZM99 70H100V69H99ZM101 70H103V66L101 67ZM111 70H112V69H111ZM157 70H158V69H157ZM2 71H3V70H2ZM5 71H6V70H4V72H2V73L4 74ZM29 71H30V70H29ZM29 71H27V72L29 73ZM46 71H47V70H46ZM52 71H53V70H52ZM72 71L74 72V70H72ZM95 71H96V70H95ZM105 71H106V70H105ZM130 71H132V74H134V73L136 72V70H135L134 73H133V70H130ZM143 71H144V70H143ZM143 71H142V72H143ZM177 71H178V70H177ZM177 71H176V72H177ZM13 72H14V71H13ZM17 72H18V70H17ZM30 72H31V71H30ZM47 72H48V71H47ZM58 72H59V71H58ZM84 72H86V71H84ZM87 72H89V71H87ZM87 72H86V74H87ZM99 72H100V71H99ZM128 72H129V71H128ZM147 72H148V71H147ZM201 72L203 73V71H201ZM205 72H206V71H205ZM68 73H69V72H68ZM71 73H72V72H71ZM104 73H105V72H104ZM108 73H109V74H108ZM117 73H118V72H117ZM121 73H122V72H121ZM143 73H144V72H143ZM143 73H142V74H143ZM160 73H161V72H160ZM172 73H173V72H172ZM182 73H183V72H182ZM197 73H198V72H197ZM206 73H208V72H206ZM7 74H8V72H7ZM7 74H5V75H7ZM20 74H21V73H20ZM22 74H23V73H22ZM34 74H35V72H34ZM39 74H40V73H39ZM42 74H43V72H42ZM44 74H46V72H45ZM54 74H55V73H54ZM59 74H60V73H59ZM73 74H74V73H73ZM90 74H91V72H89V75H90ZM129 74H131V73H129ZM132 74H131V75H132ZM137 74H138V73H137ZM174 74H175V73H174ZM203 74H205V73H203ZM13 75H14V73H13ZM47 75H48V74H47ZM51 75H52V74H51ZM57 75H58V74H57ZM69 75H70V74H69ZM76 75H77V74H76ZM89 75H88V76H89ZM91 75H92V74H91ZM103 75H104V74H103ZM131 75H130V77L133 76V75H132V76H131ZM175 75H176V74H175ZM175 75H173V76H175ZM197 75H199V74H197ZM212 75H213V74H212ZM212 75H211V76H212ZM14 76H15V75H14ZM16 76H17V75H16ZM65 76H66V75H65ZM92 76H93V75H92ZM95 76H96V74H95ZM99 76H100V75H99ZM135 76H136V75H135ZM138 76H139V74H138ZM141 76H143V75H141ZM171 76H172V75H171ZM173 76H172V77H173ZM21 77H22V76H21ZM46 77H47V76H46ZM53 77H54V76H53ZM67 77H68V76H67ZM71 77H73V76H71ZM74 77H75V76H74ZM83 77H84V76H83ZM102 77H103V76H102ZM105 77H106V76H105ZM105 77H104V78H105ZM130 77H129V78H130ZM139 77H140V76H139ZM139 77H137L138 80H139ZM145 77H146V76H145ZM145 77H144V79H145ZM202 77H203V76H202ZM202 77H201V79H202ZM204 77L206 78L207 76L204 75ZM208 77H209V76H208ZM213 77H214V76H213ZM17 78H18V77H17ZM32 78H33V77H32ZM37 78H38V76H37ZM39 78H40V77H39ZM39 78H38V79H39ZM78 78H79V76H78ZM86 78H87V76H86ZM89 78H91V77H89ZM137 78H134L135 81H136ZM198 78H199V76H198ZM209 78H210V77H209ZM13 79H14V77H13ZM34 79H35V78H34ZM42 79H43V78H42ZM74 79H77V78L75 77ZM84 79H85V77H84ZM96 79H97V78H96ZM106 79H107V78H106ZM144 79H143V81H144ZM212 79H213V78H212ZM20 80H21V79H20ZM56 80H58V79H56ZM68 80H69V79H68ZM99 80H100V79H99ZM138 80H137V81H138ZM140 80H141V77H140ZM147 80H148V78H147ZM197 80H198V79H197ZM209 80H211V79H209ZM12 81H13V80H12ZM17 81H18V79H17V80L15 79V82H16V83H17ZM48 81H49V79H48ZM48 81H47V82H48ZM58 81H59V80H58ZM58 81H57V82H58ZM61 81H62V80H61ZM63 81H64V79H63ZM65 81H66V79H65ZM69 81H70V80H69ZM74 81H75V80H74ZM79 81H80V80H79ZM86 81H88V79H86ZM86 81H85V82H86ZM90 81H91V80H90ZM97 81H98V80H97ZM135 81H134V82H135ZM148 81H149V80H148ZM173 81H174V80H173ZM44 82H45V81H44ZM47 82H46V83H47ZM51 82H52V81H51ZM54 82H55V81L52 82V85H53ZM71 82H72V81H71ZM77 82H78V81H77ZM92 82H93V81H92ZM94 82H95V81H94ZM144 82H145V81H144ZM146 82H147V81H146ZM37 83H38V82H37ZM74 83H75V82H74ZM99 83H100V82H99ZM104 83H105V82H104ZM39 84H40V83H39ZM47 84H48V83H47ZM55 84H56V83H54V86H56ZM63 84H64V82H63ZM88 84H89V83H88ZM95 84H97V83H95ZM105 84H106V83H105ZM107 84H108V83H107ZM107 84H106V85H107ZM127 84H130V86H131V85H132V82H131V83H128V82H127ZM16 85H17V84H16ZM45 85H46V84H45ZM52 85H51V86H52ZM57 85H58V84H57ZM60 85H61V83H60ZM77 85H78V84H77ZM91 85H92V84H91ZM102 85H103V84H102ZM143 85H144V84H143ZM143 85H142V86H143ZM40 86H42V85H40ZM130 86H127V87L131 88ZM132 86H133V85H132ZM135 86L137 87L138 84L135 85ZM43 87L45 88V86H43ZM58 87H59V86H58ZM78 87H79V85H78ZM98 87H99V86H98ZM139 87H140V86H139ZM139 87H137V88H139ZM144 87H145V86H144ZM144 87H143V89H144ZM151 87H152V86H151ZM41 88H42V87H41ZM44 88H43V89H44ZM52 88L54 89V87H52ZM52 88H50V89H52ZM59 88H60V87H59ZM81 88H82V86H81ZM93 88H94V87H93ZM132 88H133V87H132ZM23 89H24V87H23ZM23 89H22V91H23ZM47 89H48V91H49V87H48ZM56 89H57V88H56ZM75 89H77V87H76ZM89 89H90V88H89ZM91 89H92V88H91ZM95 89H96V88H95ZM100 89H101V88H100ZM173 89H174V87H173ZM61 90H63V89H61ZM77 90H78V89H77ZM124 90H125V89H124ZM129 90H131V89H129ZM137 90H138V89H137ZM141 90H142V89H141ZM144 90H145V89H144ZM146 90H147V88H146ZM150 90H151V89H150ZM45 91H47V90H45ZM54 91H55V90H54ZM89 91H90V90H89ZM96 91H99V90H96ZM127 91H128V90H127ZM138 91H140V90H138ZM172 91H173V90L171 89V93H172ZM190 91H191V90H190ZM41 92L44 93V90L41 91ZM52 92H53V91H51V93H52ZM56 92H57V90H56ZM58 92H59V90H58ZM77 92H78V91H77ZM85 92H86V91H85ZM91 92H93V91H91ZM134 92L137 93L136 90H135ZM140 92H141V91H140ZM145 92H146V91H145ZM54 93H55V92H54ZM80 93H81V92H80ZM128 93H129V92H128ZM163 93H164V92H163ZM56 94H57V95H56ZM83 94H85V93H83ZM86 94H88V93H86ZM86 94H85V95H86ZM92 94H93V93H92ZM95 94H97V93H95ZM131 94H132V92H131ZM52 95H53V93H52ZM55 95L58 96L59 94H58V93H55ZM65 95H67V94H65ZM79 95H81V94H79ZM89 95H90V94H89ZM56 96H55V97H56ZM67 96H68V95H67ZM82 96H83V95H82ZM90 96H91V95H90ZM90 96H89V97H90ZM99 96H100V95H99ZM135 96H136V95H135ZM164 96H165V95H164ZM53 97H54V96H53ZM59 97H60V96H59ZM63 97H64V96H63ZM63 97H62V98H63ZM91 97H92V96H91ZM93 97H94V96H93ZM86 98H87V96H86ZM54 99H55V98H54ZM54 99H53V101H54ZM64 99H65V97H64ZM87 99H88V98H87ZM57 100H58V99H57ZM65 100H67V99H65ZM65 100H64V101L62 100V101H63V102H66ZM77 100H78V99H77ZM80 100H81V99H80ZM83 100L85 101V98H84ZM51 101H52V100H51ZM51 101H50V102H51ZM54 102H55V101H54ZM58 102H59V101L55 102V104H53V105L57 106L56 103H58ZM60 102H61V101H60ZM81 102H82V101H81ZM88 102H89V101H88ZM52 103H53V102H52ZM61 103H62V102H61ZM61 103H60V104H61ZM79 103H80V102H79ZM83 103H84V102H82V104H83ZM68 104H69V103H68ZM48 105L50 106V104H48ZM53 105H52V107H53ZM70 106H71V104H70ZM50 107H51V106H50ZM50 107H49V108H50ZM58 107H60V106H58ZM62 107H63V105H62ZM49 108H48V109H49ZM56 108H57V107H56ZM64 108H65V107H64ZM72 108H73V107H72ZM52 109L54 110V108H52ZM52 109H51V110H52ZM57 109H58V108H57ZM59 109H60V108H59ZM69 109H71V108H69ZM74 109H75V108H74ZM45 110H46V109H45ZM63 110H64V109H62V111H63ZM49 111H50V110H49ZM55 111H56V110H55ZM57 111H58V110H57ZM71 111H72V110H71ZM47 112H48V111H47ZM75 112H76V111H75ZM83 112H85V111H82V113H83ZM57 113H58V112H57ZM66 113H67V112H66ZM50 114H51V113H50ZM50 114H49V115H50ZM55 114H56V113H55ZM55 114H54V115H55ZM47 115H48V114H47ZM68 115H69V117H70V114H68ZM71 115H72V114H71ZM52 116H53V114H52ZM56 116H57V115H56ZM64 116H66V115H64ZM83 116H84V115H83ZM49 117H51V116H49ZM60 118H61V116H60ZM63 118H65V117H63ZM72 118H73V117H72ZM77 118H78V116H77ZM82 118H83V117H82ZM57 119H59V118L57 117L56 119H54V121L56 120V123L54 122L55 125L53 124V122H51V126H52V124H53V127H54V126H55V127H54V128H53V127H50V128L53 129V130H54L56 127H60V128H57L58 132H57V130L55 129V132H57L56 134H54V133H55L54 131H52V130L49 129L50 132H51V131H52V132H51L50 135H49V133L47 132V133H48V136H49L48 138L51 139V137L53 136V138H52L51 140H53V139L55 140V142L51 141V142H49V143H53V145H57V143H59V144L61 143V145H64V144L67 145V144H68V145H67L68 148L71 146V148L74 149V147H75V149H77V148L79 147V144H80V143H78V145H76V146H78V147H76V146L73 147V145H72V142H73V141L70 142V141H71V138H70V141H69V140L67 141V139H66V137H67L66 134H68V133H67V130L69 129L67 121H66V123H63L64 121L62 122V120L59 119V122H57ZM74 119H75V118H74ZM46 120H49V118H48V119L46 118ZM63 120H64V119H63ZM70 120H71V119H70ZM76 120H78V119H76ZM81 120H82V119H81ZM78 121H79V120H78ZM82 121H83V120H82ZM44 122H45V121H44ZM60 122H62L63 125H61L62 123L59 124ZM68 122H69V120H68ZM79 122H80V121H79ZM122 122H123V121H122ZM256 122H257V121H256ZM42 123H43V122H42ZM120 123H121V122H120ZM58 124H59V125H58ZM64 124H65V125L67 124V125L65 126ZM95 124H96V123H95ZM98 124H99V123H98ZM43 125H44V124H43ZM43 125H42V128L44 127ZM76 125H78V124H76ZM80 125H81V124H80ZM96 125H97V124H96ZM37 126H41V125L39 124V125H37ZM61 126H63L62 128H64L65 130L62 129ZM64 126H65V127H68V129L65 128ZM69 126H70V125H69ZM78 126H79V125H78ZM34 127H35V126H34ZM46 127H47V126H46ZM46 127H45V128H46ZM84 127H85V126H84ZM37 128H38V127H37ZM79 128H80V127H79ZM59 129H60V131H61V133H62L63 135H62L61 133H59ZM66 129H67V130H66ZM80 129H81V128H80ZM94 129H95V127H94ZM44 130H46V129H44ZM63 130H64V131H63ZM96 130H97V129H96ZM96 130H94V131H96ZM36 131H37V130H36ZM42 131H43V130H42ZM71 131H72V130H71ZM71 131H70V132H71ZM83 131H86V130L83 128ZM97 131H98V130H97ZM99 131H100V130H99ZM38 132H40V130H39ZM38 132H37V133H38ZM43 132H45V131H43ZM53 132H54V133H53ZM64 132H66V133H64ZM72 132H74V131H72ZM45 133H46V132H45ZM45 133H44V134L42 133V134H43L42 137L44 138V140L46 139V138H45L46 136H44V135H47V134H45ZM74 133H75V132H74ZM86 133H87V132H85V134H86ZM97 133H98V132H97ZM42 134H41V135H42ZM59 134H61V136H60ZM64 134H65L66 136L63 137L62 140H64V139H66V140L61 141V142H57V143H56V141H58V140H56V139H58L59 136L62 138V136H64ZM71 134H72V133H71ZM93 134H95V133H93ZM38 135L40 136V133H39ZM56 135H58V136H56ZM75 135H76V134H75ZM78 135H79V134H78ZM81 135H82V134H81ZM90 135H91V134H90ZM99 135H100V134H99ZM73 136H74V135H73ZM85 136H86V135H85ZM88 136H89V135H88ZM88 136H87V137H88ZM93 136H94V135H93ZM93 136H92V137H93ZM102 136H103V134H102ZM102 136L100 135V137H102ZM225 136H226V135H225ZM42 137H41V138H42ZM56 137H58V138H56ZM90 137H91V136H90ZM90 137H89V138H90ZM92 137H91V138H92ZM97 137H98V135H97ZM48 138H47V139H48ZM85 138H86V137H85ZM109 138H110V137H109ZM221 138H222V140H224L223 137H221ZM224 138H225V137H224ZM231 138H232V137H231ZM233 138H234V137H233ZM233 138H232V139H233ZM73 139H74V138H73ZM75 139H76V138H75ZM94 139H95V138H94ZM100 139H101V138H100ZM105 139H107V138H105ZM113 139H114V138H113ZM39 140H40V139H39ZM41 140H43V139H41ZM41 140H40V141H41ZM44 140H43V141H44ZM59 140H60V139H59ZM87 140H88V138H87ZM87 140H86V141H87ZM96 140H97V139H96ZM111 140H112V139H111ZM226 140H229V139H227V136H226ZM226 140H224V142H225ZM243 140H245V138H243ZM247 140H248V139H247ZM49 141H50V140H49ZM81 141H82V140H81ZM81 141H79V142H81ZM229 141H230V140H229ZM63 142H64V144H63ZM74 142H76V141H74ZM74 142H73V143H74ZM77 142H78V139H77ZM84 142H85V141H84ZM94 142H95V141H94ZM103 142H104V141H103ZM109 142H110V140H109ZM224 142H223V144H224ZM226 142H227V141H226ZM231 142H233V141H231ZM35 143H37V142H35ZM81 143H82V142H81ZM91 143L93 144L92 140H91ZM91 143H90V144H91ZM101 143H102V142H101ZM105 143H106V141H105ZM88 144H89V142L87 141L86 145H88ZM95 144H96V143H95ZM230 144H231V143H230ZM1 145H2V144H0V146H1ZM51 145H52V144H51ZM53 145H52V146H53ZM61 145H60V147L57 145V150H58V148H59V150L63 149V150H62V154H63L64 157L60 154L61 152H60V153H59L58 151H57V152H58V155L60 154V156H62V157L65 159V160L62 159V160H63V163H64V161L66 162V155H67V153H68V148L66 147L67 150H64L65 148H63V147L61 148ZM66 145H65V146H66ZM69 145H70V146H69ZM231 145H232V144H231ZM52 146H51V147H52ZM80 146H81V145H80ZM91 146H92V145H91ZM94 146H95V145H93V147H94ZM47 147H48V146H47ZM84 147H87V146H84ZM93 147H92V148H93ZM24 148H25V147H24ZM35 148L37 149V146H36ZM49 148H50V147H49ZM49 148H48V149H49ZM54 148H55V147H54ZM60 148H61V149H60ZM94 148H95V147H94ZM99 148H100V147H99ZM247 148H248V147H247ZM247 148H246V149H247ZM25 149H27V148H25ZM29 149H30V148H29ZM33 149H34V148H33ZM40 149H41V148H40ZM89 149H91V148H89ZM250 149L252 150V148H250ZM44 150H46V149L44 148ZM44 150H43V151H44ZM84 150H88V148H85ZM94 150H95V149H92V151L89 150V153H91V154L94 153L93 156H95L96 158H97V156L99 157V154L96 156V153H95ZM100 150H101V149H100ZM253 150H254V149H253ZM4 151H5V150H4ZM32 151H33V150H32ZM43 151H41V152H43ZM64 151H65V152H64ZM74 151H75V150H74ZM97 151H98V150L96 149V152H97ZM254 151H255V150H254ZM6 152H8V151L6 150ZM6 152H5V154H7ZM25 152H26V150H25ZM28 152H29V150H28ZM86 152H87V151H86ZM101 152H103V151H101ZM245 152H246V151H245ZM23 153H24V152H23ZM38 153H39V151H38ZM43 153H44V152H43ZM49 153H50V152H49ZM55 153H56V151H55ZM89 153H85V156H89ZM99 153H100V152H99ZM105 153H106V152H104L103 154H102V153H100V154H102V156H103ZM9 154H11V156H12V153H9ZM9 154H8V155H9ZM14 154H15V153H14ZM17 154H18V153H17ZM17 154H16V155H17ZM32 154H33V152H32ZM35 154H36V150H35ZM77 154H78V153H77ZM79 154L83 156V154H82L81 151H80ZM86 154H87V155H86ZM91 154H90V155H91ZM243 154H244V153H243ZM25 155H26V154H24V156H25ZM46 155H47V153H46ZM46 155H45V157H46L47 159H48V157L51 158V154H50V155H47L48 157H47ZM80 155H77V156L79 157ZM244 155H245V154H244ZM246 155H247V154H246ZM2 156H3V155L1 154V155H0V159H1ZM6 156H7V155H6ZM21 156H22V155H21ZM54 156H55V155H54ZM56 156H57V154H56ZM60 156H59V157H60ZM82 156H81V159H80V160H82V159L85 157V156H84V157H82ZM91 156H92V155H91ZM104 156H105V155H104ZM240 156H241V155H240ZM4 157H5V156H4ZM8 157H9V156H8ZM18 157H19V156H18ZM28 157H29V156H28ZM35 157H36V156H35ZM45 157H44V158H45ZM59 157H57V158H59ZM75 157H76V156H75ZM75 157H74V160H76ZM89 157H90V156H89ZM100 157H101V156H100ZM105 157H106V156H105ZM19 158H20V157H19ZM21 158H22V157H21ZM41 158H43V157H41ZM41 158H40V159H41ZM76 158H77V157H76ZM101 158H102V157H101ZM103 158H104V157H103ZM103 158H102V159H103ZM241 158H242V157H241ZM3 159H4V158H2V160H3ZM14 159H15V157H14ZM27 159H28V158H27ZM54 159H55V158H54ZM60 159H61V157H60ZM77 159H79V158H77ZM84 159H85V158H84ZM90 159H91V162H93L92 159H95V158L90 157ZM90 159H89V160H90ZM106 159H107V158H106ZM106 159H105V160H106ZM117 159H119V158H117ZM117 159H116V160H117ZM15 160H16V159H15ZM19 160H20V159H19ZM29 160H30V159H29ZM29 160H28V161H29ZM57 160H58V159H57ZM85 160H87V159H85ZM89 160H87V161H89ZM99 160L101 161L100 158L98 159V161H99ZM6 161H7V160H6ZM6 161H4V162H6ZM11 161H12V160H11ZM13 161H14V160H13ZM13 161H12V162H13ZM16 161L18 162V160H16ZM16 161H15V162H16ZM30 161H32V160H30ZM30 161H29V162H30ZM40 161H41V160H40ZM46 161H48V160H46ZM58 161H59V160H58ZM76 161H77V160H76ZM94 161H95V160H94ZM103 161H104V160H103ZM110 161H111V160H110ZM110 161H109V162H110ZM7 162H10V159H9ZM26 162H27V161H26ZM32 162H34V161H32ZM48 162H50V159H49ZM91 162H90V166L93 167L91 164L94 165V163H91ZM95 162H96V161H95ZM106 162L108 163V160H106ZM111 162H112V161H111ZM22 163H25V162H22ZM44 163H45V162H44ZM46 163H47V162H46ZM56 163H58V162H56ZM79 163H81L82 165L84 164L83 161H80ZM79 163H77V164H79ZM85 163L88 164L89 162H88V163L85 162ZM5 164H6V163H5ZM5 164H4V166H5ZM38 164H40V163H38ZM86 164H84L83 166H86ZM108 164H109V163H108ZM6 165H7V164H6ZM10 165H11V164H10ZM15 165H16V164H15ZM15 165H14V167H15ZM24 165H25V164H24ZM35 165H36V163H35ZM35 165H34V167L38 166V165H36V166H35ZM51 165H52V164H51ZM55 165H56V164H55ZM62 165H65V164H62ZM62 165H61L62 168L59 167L58 170H59V169L62 170L63 168L65 169V167H63ZM79 165H80V164H79ZM79 165H78V167H79ZM88 165H89V164H88ZM44 166H45V165H44ZM47 166H48V165H47ZM53 166H54V165H53ZM75 166H76V165H75ZM7 167H8V165H7ZM20 167H21V166H20ZM23 167H24V166H23ZM29 167H30V165H29ZM32 167H33V165H32ZM41 167H43V166H41ZM55 167H56V166H55ZM55 167H54V168H55ZM88 167H89V166H88ZM54 168H53V170H54ZM83 168L85 169V167H83ZM34 169H35V168H34ZM36 169H37V168H36ZM42 169H43V168H42ZM47 169H48V168H47ZM80 169H82V168H80ZM80 169H77V171L80 170ZM86 169H87V168H86ZM90 169H91V168H90ZM26 170H27V169H26ZM37 170H38V169H37ZM51 170H52V169H51ZM73 170L75 171L76 169H73ZM82 170H83V169H82ZM91 170L93 171V168H92ZM20 171H21V170H20ZM34 171H35V170H34ZM39 171H40V169H39ZM44 171L46 172V170H44ZM74 171H73V172H74ZM86 171L89 172V170H86ZM17 172H18V171H17ZM27 172H28V171H27ZM27 172H26V173H27ZM31 172H32V171H31ZM31 172H30V173H31ZM50 172H51V171H50ZM53 172H56V171H53ZM19 173H20V172H19ZM21 173H23V172H21ZM24 173H25V171H24ZM47 173H48V171H47ZM32 174H34V173H32ZM53 174H54V173H53ZM57 174L59 175V172H58ZM75 174H76V173H75ZM79 174H80V173H79ZM49 175H50V174H49ZM49 175H48V176H49ZM58 175H57V176H58ZM60 175H61V172H60ZM72 175H73V174H72ZM251 175H252V174H251ZM26 176H27V175H26ZM36 176H37V175H36ZM46 176H47V175H46ZM52 176H53V175H52ZM63 176H64V175H63ZM247 176L249 177V175H246V179H247ZM37 177H38V176H37ZM43 177H44V176H43ZM54 177H55V176H54ZM60 177H61V176H60ZM60 177H59V178H60ZM72 177H73V176H72ZM100 177H101V175H100ZM17 178H18V177H17ZM29 178H30V176H29ZM29 178H28V179H29ZM40 178H41V177H40ZM40 178H38V179L40 180ZM44 178H45V177H44ZM49 178H51V177L49 176ZM56 178H58V177H56ZM21 179H22V178H21ZM32 179H33V178H32ZM36 179H37V178H36ZM75 179H76V178H75ZM78 179H79V177H78ZM244 179H245V178H244ZM16 180H18V179H16ZM59 180H60V179H59ZM100 180H101V179H100ZM247 180H248V179H247ZM254 180H255V179H254ZM257 180H258V179H257ZM257 180H255V181L253 182V183H255L256 185H257V183L259 182V181H257ZM21 181H22V180H21ZM30 181H31V180H30ZM36 181H37V180H35V182H36ZM46 181H47V180H46ZM78 181H79V180H77V183H78ZM251 181H252V180H251ZM256 181H257V183H256ZM31 182H32V181H31ZM66 182H67V181H66ZM74 182H76V181H74ZM104 182H105V181H104ZM104 182H103V183H104ZM176 182H177V181H176ZM176 182H175V184H176ZM242 182H243V181H242ZM263 182H264V181H263ZM23 183H25V182H23ZM45 183H46V182H45ZM63 183H64V182H63ZM99 183H100V181H99ZM106 183H109V182H106ZM243 183H244V182H243ZM245 183H246V180H245ZM245 183H244V184H245ZM27 184H28V183H27ZM59 184H60V183H59ZM66 184H67V183H66ZM66 184H65V185H66ZM178 184H179V183H178ZM241 184H242V183H241ZM244 184H242V185H244ZM246 184H247V183H246ZM248 184H249V182H248ZM248 184H247V185H248ZM258 184H259V183H258ZM0 185H1V184H0ZM46 185H47V184H45V186H46ZM53 185L56 186L55 188H57V190H55V192H56L55 194H53V193H51V194H53L54 196L57 195L56 198H58V195H59V196H61V195L63 196L62 193L59 194L60 192H58V189L61 188V187L63 186V184H62L61 186H59L58 183L56 184V182H55ZM67 185H68V184H67ZM101 185H102V184H101ZM106 185H107V184H106ZM106 185H105L104 187H105V189H106V191H107V187H106ZM188 185H189V184H188ZM200 185H201V183H200ZM242 185H241V186H242ZM256 185H255V187H254L255 189L259 187V186L256 187ZM259 185H260V184H259ZM262 185H264V184H262ZM1 186H3V185H1ZM23 186H24V184H23ZM29 186H30V185H29ZM31 186H32V185H31ZM54 186H52V187H54ZM57 186H59V187H57ZM71 186H72V185H71ZM91 186H92V185H90V187H91ZM97 186H99V188H100V185L97 184ZM109 186H110V184H108V187H109ZM177 186H178V185H177ZM190 186H191V185H190ZM203 186H204V185H203ZM252 186H253V185H252ZM32 187H33V186H32ZM41 187L45 189V187H43V186H41ZM75 187H76V186H75ZM90 187H89V189H90ZM178 187H179V186H178ZM196 187H197V186H196ZM200 187H201V186H200ZM242 187H243V186H242ZM244 187H245V186H244ZM244 187H243V188H244ZM3 188L5 189V187H3ZM8 188H9V187H8ZM11 188H12V187H11ZM11 188H10L9 190H11ZM21 188H22V186H21ZM23 188H24V187H23ZM23 188H22V189H23ZM63 188H64V186H63ZM91 188H92V187H91ZM182 188H184V187H182ZM190 188H193V187L191 186ZM261 188H262V187H261ZM263 188H264V187H263ZM263 188H262V189H263ZM1 189H2V188H0V191H1ZM32 189H33V188H32ZM85 189H86V188H85ZM100 189H101L102 191H99V192L102 193L103 190H104V188L101 187ZM108 189H109V188H108ZM177 189H178V188H177ZM188 189H189V188H188ZM249 189H250V188H249ZM13 190H14V189H13ZM45 190H46V189H45ZM67 190H68V189H67ZM74 190H75V189H74ZM92 190H97V188L94 189V187H93V189H90V194H89V195H91V196H92V194H91V193H92ZM185 190H186V189H185ZM201 190H202V189H201ZM211 190H212V189H211ZM5 191H6V190H5ZM5 191H3V192L1 191V192H2V193H5ZM7 191H8V190H7ZM11 191H12V190H11ZM14 191H15V190H14ZM32 191H33V190H32ZM49 191H50V189H49ZM75 191L77 192V190H75ZM75 191H73V190L71 191V192H73V195H74ZM87 191L89 192V190H87ZM108 191H109V190H108ZM111 191H112V189H111ZM178 191H180V189H179ZM216 191H217V190H216ZM216 191H215V193H216ZM226 191H227V190H226ZM226 191H225V192H226ZM228 191H229V190H228ZM244 191H245V190H244ZM250 191H251V190H250ZM255 191H256V190H255ZM263 191H264V189H263ZM16 192H18V191H16ZM22 192H24V191H22ZM38 192H39V191H38ZM52 192H53V191H52ZM82 192L84 193L83 190H82ZM82 192H79V193H82ZM97 192H98V190L95 191V193H97ZM180 192H181V191H180ZM193 192H194V191H193ZM204 192H205V190H204ZM206 192H207V190H206ZM206 192H205V194H206ZM229 192H230V191H229ZM248 192H249V191H248ZM7 193H8V192H7ZM19 193H21V192H19ZM19 193H18V194H19ZM31 193H32V192H31ZM57 193H58V194H57ZM93 193H94V192H93ZM178 193H179V192H178ZM182 193H183V192H182ZM182 193H180V194H182ZM184 193H185V192H184ZM184 193H183V194H184ZM188 193H189V191H188ZM199 193H201V191H200ZM220 193H221V195H223L222 192H220ZM223 193H224V192H223ZM231 193H232V192H231ZM231 193H230V194H231ZM249 193H252V192H249ZM258 193H259V192H258ZM263 193H264V192H263ZM5 194H6V193H5ZM5 194H4V196L7 195V194H6V195H5ZM9 194H10V191H9ZM11 194H12V192H11ZM11 194H10V195H11ZM35 194H36V193H35ZM51 194H49V195H51ZM85 194H86V193H85ZM87 194H88V193H87ZM174 194H175V193H174ZM183 194H182V196H183ZM202 194H203V193H202ZM217 194L219 195V192H218ZM227 194H229V193L227 192L226 195H227ZM232 194H233V193H232ZM1 195H2V194H1ZM12 195H13V194H12ZM21 195H22V194H21ZM53 195H52V196H53ZM73 195L71 194V196H73ZM80 195H81V194H80ZM93 195H94V194H93ZM178 195H179V194H178ZM185 195H186V193H185ZM198 195H199V194H198ZM198 195H197V196H198ZM221 195H219V201H220L222 198H224V196H225V195H224V196H221ZM234 195H235V194H234ZM250 195H251V194H250ZM255 195L257 196V194H255ZM4 196H3V198H4ZM8 196H9V195H8ZM8 196H7V197H8ZM15 196H16V195H15ZM22 196H23V195H22ZM25 196H26V195H25ZM62 196H61V197H62ZM83 196H85V195H83ZM186 196H188V195H186ZM192 196H193V195H192ZM227 196H228V195H227ZM231 196H232V195H231ZM245 196H246V193H245ZM262 196H263V195H262ZM19 197H20V196H19ZM26 197H27V196H26ZM74 197H75V195H74ZM76 197H78V196H76ZM76 197H75V198H76ZM80 197H82V196H80ZM80 197H79V198H80ZM214 197H215V194H214ZM247 197L249 198V196H247ZM1 198H2V197L0 196V199H1ZM5 198H6V197H5ZM12 198H15V197H12ZM23 198H24V197H23ZM29 198H31V197H29ZM29 198H28V200H29ZM40 198H41V195H40ZM47 198H48V197H47ZM53 198H54V197H53ZM72 198H73V197H72ZM86 198H87V197H86ZM89 198H90V197H89ZM89 198H88V200L93 199L94 196L91 197L90 199H89ZM187 198H188V197H187ZM193 198H195V197L193 196ZM220 198H221V199H220ZM227 198H229V199H233V198H230V197H226V200H227ZM252 198H253V197H252ZM17 199H18V198H17ZM17 199H16V200H17ZM42 199H43V197H42ZM42 199H41V200H42ZM51 199H52V198H51ZM175 199H176V198H175ZM191 199H192V198H191ZM213 199H214V198H213ZM245 199H246V197H245ZM256 199H257V198H256ZM261 199H262V197H261ZM2 200H3V199H2ZM2 200H1V201H2ZM8 200H9V199H8ZM11 200H12V199H11ZM11 200H10V202H11ZM18 200H19V199H18ZM21 200H22V199H21ZM30 200H31V199H30ZM76 200L79 201L78 198H77ZM82 200H83V199H82ZM82 200L80 199L81 202H82ZM88 200L85 201V199H84L85 202H88ZM93 200H94V199H93ZM98 200L100 201V198H98ZM180 200H183V199H180ZM184 200H186V199L184 198ZM187 200H188V199H187ZM206 200H207V199H206ZM258 200H259V198H258ZM4 201H5V200H4ZM4 201H3V203H1V205L5 203ZM33 201H36V200H33ZM47 201H48V200H47ZM51 201H52V200H51ZM57 201H60V200L58 199ZM74 201H75V199H74ZM84 201H83V203H84ZM219 201H218V202H219ZM227 201H228V200H227ZM231 201H232V200H231ZM254 201H255V200H254ZM263 201H264V200H263ZM263 201H262V202H263ZM10 202H9V203H10ZM20 202H21V201H20ZM23 202H24V201H23ZM75 202H77V201H75ZM188 202H189V201H188ZM215 202H217V199H216V198H215ZM221 202H222V200H221ZM225 202H226V201H225ZM225 202H224V203H225ZM229 202H230V201H229ZM229 202H228V203H229ZM232 202H233V201H232ZM244 202H245V201H244ZM246 202H248V200H247ZM251 202H252V200H251ZM256 202H257V201H256ZM259 202H260V204H261V201H259ZM11 203H12V202H11ZM13 203H14V201H13ZM27 203H28V202H27ZM29 203H30V202H29ZM34 203H35V202H34ZM36 203H37V202H36ZM39 203L41 204V202H39ZM42 203H43V202H42ZM55 203H56V202H55ZM58 203H59V205L62 206V204H60L61 202H58ZM181 203H182V201H181ZM183 203H184V201H183ZM207 203H208V202H207ZM226 203H227V202H226ZM228 203H227V204H228ZM6 204H7V202H6ZM6 204H5V205H6ZM32 204H33V203H32ZM72 204H73V203H72ZM74 204H75V203H74ZM79 204H80V203H79ZM98 204H99V203H98ZM213 204H214V202H213ZM218 204H220V202H219ZM233 204H234V203H233ZM233 204H232V205H233ZM245 204H246V203H245ZM248 204H249V203H248ZM251 204H252V203H251ZM258 204H259V203H258ZM22 205H24V204H22ZM34 205H35V204H34ZM48 205H49V204H48ZM53 205H54V204H53ZM59 205H58V206H59ZM75 205H76V204H75ZM75 205H74V206H75ZM189 205H190V204H189ZM199 205H200V204H199ZM216 205H217V203H216ZM216 205H215V207H214V205H212L213 208L216 209V208L219 207L221 204L218 205V206H216ZM222 205H223V203H222ZM238 205H239V207H242L241 204H238ZM261 205H262V204H261ZM2 206H3V205H2ZM2 206H1V207H2ZM8 206H11V205H8ZM36 206H38V204H36ZM40 206H41V205H40ZM42 206H43V205H42ZM61 206H60V207H61ZM74 206H73V207H74ZM184 206H185V205H184ZM190 206H191V205H190ZM205 206H206V205H205ZM208 206H209V205H208ZM228 206L231 207L229 204H228ZM234 206L237 207V205H234ZM243 206H244V205H243ZM254 206H255V205H254ZM254 206H253V207H254ZM257 206H258V205H256V208H255V209H257V211H258L257 213H259V211H260L259 209H260L261 207H260V205H259L258 207H260V208H257ZM5 207H6V206H5ZM12 207H13V206H12ZM17 207H18V206H17ZM17 207H16V208H17ZM34 207H35V206H34ZM49 207H50V206H49ZM60 207H58V208H60ZM62 207H63V206H62ZM73 207H72V208H73ZM75 207L78 208V209H79L80 207H82V212H83V209H84L83 206H80V207H79L78 205H76ZM206 207H207V206H206ZM206 207H204V206L201 207L202 211H203V208H206ZM235 207L233 208V210L235 209ZM239 207H238V208H239ZM249 207H250V206H249ZM253 207H252V209H253ZM14 208H15V207H14ZM14 208H13V209L10 208V210H11V209L14 210ZM22 208H23V206H22ZM29 208H30V207H29ZM31 208H33V207H31ZM193 208H194V207H193ZM207 208H208V207H207ZM209 208H210V206H209ZM219 208H220V207H219ZM219 208H217V209H219ZM221 208L223 209L222 206H221ZM225 208H226V207H225ZM262 208H263V207H262ZM262 208H261V211H264V209H262ZM6 209H7V208H6ZM40 209H41V208H40ZM40 209H39V210H40ZM45 209H46V208H45ZM48 209H49V208H48ZM61 209H62V208H61ZM63 209H64V208H63ZM63 209H62V210H63ZM74 209H75V208H74ZM74 209H73V211H76V209H75V210H74ZM191 209H192V208H191ZM197 209H199V208H197ZM217 209L215 210V212L217 211ZM240 209H242V208H239V209H237V210H240ZM243 209H244V208H243ZM10 210H9V211H10ZM29 210H30V209H29ZM35 210H36V209H35ZM35 210H34V211H35ZM41 210H43V209H41ZM52 210H54V209H52ZM56 210H57V209H56ZM58 210H59V209H58ZM79 210H81V209H79ZM84 210H85V209H84ZM208 210H212V209H208ZM208 210H207V211H208ZM219 210H221V209H219ZM219 210L216 212V214L219 212ZM225 210H227V209H225ZM230 210H232V209H230ZM230 210H228L227 212L229 213ZM233 210H232L231 212H233ZM235 210H236V209H235ZM4 211H5V210H4ZM27 211H28V210H27ZM45 211H46V210H45ZM66 211H67V209H66ZM70 211H71V210H70ZM200 211H201V210H200ZM204 211H206V209H204ZM207 211H206V213H207ZM245 211H247V208H246ZM255 211H256V210H255ZM0 212H1V211H0ZM25 212H26V211H25ZM37 212H39V211H37ZM59 212H60V211H59ZM59 212L57 211V213H59ZM77 212H78V214H79V211H77ZM82 212H80V214H83ZM84 212H85V211H84ZM87 212H89V211H87ZM213 212H214V211H212V215H214ZM215 212H214V213H215ZM225 212H226V211H223V212L221 211L220 213L228 214V213H225ZM11 213H12V212H11ZM23 213H24V211H23ZM27 213H28V212H27ZM39 213H40V212H39ZM63 213H64V212H63ZM178 213H179V212H178ZM210 213H211V212H210ZM220 213H219V214H220ZM244 213H245V212H244ZM244 213H243V214H244ZM246 213H247V212H246ZM262 213H264V212H262ZM45 214H46V212H45L44 214H42V217L45 216ZM55 214H56V213H55ZM60 214H61V213H60ZM60 214H59V215H60ZM67 214H68V213H67ZM84 214H85V213H84ZM87 214H88V213H87ZM207 214H208V213H207ZM216 214H215V215H216ZM231 214H232V213H231ZM233 214H234L236 217H234V215H231V216H233L232 218H234V219L236 218L235 221H237V220H238L237 218H239V217H237V216H239V215H238L237 213H236V214H237V215H236L235 212H234ZM240 214H241V212H240ZM243 214H241V215H243ZM250 214H251V213H250ZM250 214H249V215H250ZM260 214H261V212H260ZM14 215H15V214H14ZM16 215H17V214H16ZM47 215H48V214H47ZM47 215H46V216H47ZM56 215H57V214H56ZM59 215H58V216H59ZM62 215H63V216H62ZM62 215H61V217H63V218H64V216H66L65 213L62 214ZM69 215H70V214H69ZM90 215H92V214L89 213L88 217H89ZM199 215H200V214H199ZM199 215H198V216H199ZM205 215H206V214H205ZM229 215H230V213H229ZM25 216H27V215H25ZM40 216H41V215H40ZM52 216H54V215L52 214ZM71 216H73V215H70V217H71ZM84 216H85V215H84ZM86 216H87V215H86ZM100 216H101V215H100ZM183 216H184V215H183ZM209 216H211V215L209 214ZM226 216H227V215H226ZM250 216L252 217V214H251ZM250 216H249V217H250ZM33 217H34V216H33ZM38 217H39V216H38ZM48 217H49V216H48ZM73 217H74V216H73ZM82 217H83V216H82ZM91 217H92V216H91ZM96 217H97V215H96ZM186 217H187V216H186ZM194 217H195V216H194ZM211 217H212V216H211ZM16 218L19 219V217H16ZM22 218H23V214H22ZM50 218H52V217H50ZM59 218H60V217H59ZM59 218H58V219H59ZM66 218H68V216H66ZM93 218H94V217H93ZM100 218H101V217H100ZM214 218H215V217H214ZM216 218H217V217H216ZM227 218H228V217H227ZM53 219H54V218H53ZM58 219H57L56 221H58ZM64 219H65V218H64ZM73 219H75V218H73ZM87 219L89 220V218H87ZM188 219H189V218H188ZM208 219H209V218H208ZM242 219H243V218H242ZM31 220H32V219H31ZM40 220H41V218H40ZM47 220H50V219H47ZM51 220H52V219H51ZM60 220L63 221L62 219H60ZM60 220H59V221H60ZM68 220H69V219H67L66 221H68ZM91 220H92V219H91ZM94 220H95V218H94ZM212 220H213V219H212ZM239 220H240V218H239ZM33 221H34V220H33ZM52 221H53V220H52ZM59 221H58V222H59ZM75 221H76V220H75ZM89 221H90V220H89ZM92 221H93V220H92ZM99 221H100V220H99ZM215 221H216V220H215ZM215 221H214V222H215ZM235 221H234V222H235ZM240 221H242V220H240ZM243 221H244V220H243ZM249 221H251V219H249ZM23 222H25V221L23 220ZM35 222H36V221H35ZM43 222H44V221H43ZM50 222H51V221H50ZM64 222H65V221H64ZM77 222H78V221H77ZM93 222H94V221H93ZM208 222H209V221H208ZM217 222H218V221H217ZM237 222H238V221H237ZM6 223H7V222H6ZM25 223H27V222H25ZM31 223H32V222H31ZM46 223H47V225H48V221L45 222V225H46ZM94 223H95V222H94ZM97 223H98V222H97ZM157 223H158V222H157ZM157 223H156V224H157ZM210 223H211V221H210ZM218 223H220V222H218ZM238 223H239V222H238ZM261 223L263 224V221H262ZM19 224H20V223H19ZM32 224H33V223H32ZM36 224H37V223H36ZM39 224H41V223H39ZM73 224H74V223H73ZM81 224H82V223H81ZM81 224H80V225H81ZM87 224H88V223H87ZM95 224H96V223H95ZM220 224H221V226H220V225H219V226H220V228H221V227H222V222H221ZM241 224H243V223H241ZM262 224H261V225H262ZM7 225H8V223H7ZM7 225H6V226H7ZM11 225H12V224H11ZM17 225H18V224H17ZM57 225H58V224H57ZM57 225H56V226H57ZM65 225H66V224H65ZM80 225H79V226H80ZM84 225L86 226V223H85ZM212 225H213V224H212ZM234 225H235V224H234ZM238 225H240V224H238ZM238 225H236V227H237ZM243 225H244V224H243ZM41 226L44 227V224L41 225ZM49 226H50V223H49ZM49 226H48V227H49ZM88 226H89V224H88ZM101 226H102V225H101ZM142 226H143V224H142ZM159 226H160V225H159ZM159 226H158V228H159ZM204 226H205V225H204ZM207 226H209V225H207ZM213 226H214V225H213ZM256 226H257V225H256ZM262 226H263V225H262ZM7 227H8V229L11 228V227H9V226H7ZM23 227H24V226H23ZM23 227H22V228H23ZM37 227L39 228L40 226L38 225ZM37 227H34V228H36V230H37V229H38ZM43 227H42V228H43ZM46 227H47V226H46ZM52 227H53V226H52ZM59 227H60V226H59ZM107 227H108V225H107ZM137 227H138V226H137ZM209 227H210V226H209ZM209 227H208V228H209ZM226 227H227V226H226ZM260 227H261V226H260ZM12 228H13V227H12ZM24 228H25V227H24ZM49 228H51V227H49ZM55 228H57V227H55ZM61 228H62V227H61ZM61 228H60V229H61ZM91 228H92V229H91L90 231L93 230V227H91ZM112 228H113V226H112ZM139 228H140V227H139ZM156 228H157V227H156ZM156 228H154V229H156ZM199 228H200V227H199ZM217 228H218V227H217ZM234 228H235V227H234ZM241 228H242V226L240 227V229H241ZM248 228H249L248 230H250V226H249ZM258 228H259V227H257V229H258ZM13 229L15 230V228H13ZM18 229H19V228H18ZM39 229H40V228H39ZM83 229H84V228H83ZM99 229H100V228H99ZM107 229H108V228H107ZM160 229H161V228H160ZM162 229H163V228H162ZM200 229H202V228H200ZM215 229H216V227H215ZM215 229H214V230H215ZM236 229H237V228H236ZM244 229H245V232H246L247 230H246L245 226H244ZM57 230H58V228H57L54 232H56ZM68 230H69V229H68ZM79 230H80V229H79ZM84 230H85V229H84ZM86 230H87V226H86ZM134 230H136V229H134ZM214 230H213V233H214ZM228 230H229V229H228ZM242 230H243V229H242ZM6 231H7V230H6ZM10 231H11V229H10ZM10 231L8 230V232H10ZM12 231H13V230H12ZM19 231H20V230H19ZM32 231H33V230H32ZM32 231H31V232H32ZM34 231H35V230H34ZM34 231H33V233H30V234H38L37 231H36V232H34ZM38 231H39V230H38ZM95 231H96V230H95ZM98 231H99V230H98ZM98 231H97V232H98ZM119 231H121V230H119ZM155 231H156V230H155ZM160 231H161V230H160ZM198 231H199V230H198ZM211 231H212V230H211ZM235 231H236V232L238 231V233H239V231H241V230L238 229V230H235ZM22 232H23V231H22ZM26 232H27V231H26ZM40 232L42 233V231H40ZM40 232H39V233H40ZM43 232H44V231H43ZM81 232H82V231H81ZM123 232H124V231H123ZM123 232H121V233L124 234ZM135 232H136V231H135ZM161 232H162V231H161ZM201 232H203V231H201ZM206 232H207V231H206ZM221 232H222V231H221ZM236 232H235V234H236ZM245 232H244V233H245ZM11 233H14V231L11 232ZM41 233H40V234H41ZM45 233H46V232H45ZM65 233H66V232H65ZM74 233H75V232H74ZM77 233H78V232H77ZM77 233H76V237H77ZM82 233H83V232H82ZM82 233L79 232L78 235L80 234V236H81ZM85 233H86V232H85ZM87 233H88V232H87ZM93 233H94V232H93ZM99 233H100V232H99ZM125 233H126V232H125ZM157 233H158V232H157ZM216 233H217V232H216ZM223 233H224V232H223ZM227 233H228V231H226L225 235H224V234H223V235L226 236ZM230 233H231V231H230ZM230 233H229V234H230ZM249 233H250V231H247V232H246L247 235H248ZM257 233H258V232H257ZM261 233H262V231H261ZM28 234H29V232H28ZM60 234H61V233H60ZM89 234H91V233H89ZM137 234H139V233H137ZM153 234H154V232H153ZM153 234H151V235L153 236ZM155 234H156V233H155ZM198 234H199V233H198ZM201 234H202V233H201ZM204 234H205V233H204ZM262 234H263V233H262ZM43 235H44V234H43ZM54 235H55V233H54ZM67 235H68V236H67ZM124 235H125V234H124ZM209 235H210V234H209ZM218 235H219V234H218ZM239 235H241V232L239 233ZM242 235L244 236L245 234H242ZM242 235H241V236H242ZM247 235H246V237H247ZM21 236H22V235H21ZM44 236L48 239V236H47L46 234H45ZM61 236H62V235H61ZM64 236H65L64 239H63V238H62V239L59 238V239H60L59 242H61V241H62V242H61V243L58 242V243L56 244V246H55V244H52L49 240H48L49 242H48L47 240L45 241V237L42 238V240L44 239L45 242H48V243H46L47 246H46V245L43 246L42 243H45V242H44V241L42 242V240H40V238H39V242L34 241V242H36V243H34L33 246H32V243H33V242L31 241V243H30V241L28 242V239H26L25 243L28 242L29 245L31 244L30 246H32L33 248H32V251L30 250V252H28V249H30V248L26 247V245H28V244H26L25 247L27 248V250H26V249H25L26 251L24 250V252H23L24 254H23V255L25 256V255L27 254V256H28V254H29V257H30V258L27 257V256H25V258H26V259H31V256H32V258H33V255L35 254L34 257L36 258V261L34 262L35 258H34L33 261H32V262H34V263H37V262H38V258H40V259H43V260H40V261H42V264H43V263H44V264H54V263H53V260H54V259H55V260L57 259L56 262L59 260V264H60V259H61V261H62V260H65V261H63L61 264H66V263L68 264L69 262H70V264H71V262H72L73 260H74V263L72 262V264H75V262H76V264H81L82 262L79 263L77 257H78V256H81V257L83 256V257H84V256L86 255V253H84V252L82 253L81 250H79V249H78L79 252H77V251L75 252L76 248H78V246L81 245V243L78 242L79 245L76 246V248H75V245H74V247H73L72 245H70L71 248L73 247L72 250H73V249H75V250H74V251H69L70 249H66V247L69 248V246H66V245L70 244L69 242H68V244H67V241H68L69 238H71L72 236H70L69 233H68V234H65ZM82 236H83V235H82ZM122 236H123V235H122ZM152 236H151V237H152ZM159 236H160V235H159ZM211 236L213 237L212 234H211ZM248 236H249V235H248ZM260 236H261V237H260ZM6 237H7V236H6ZM10 237H12L11 234H10ZM57 237H58V236H56V238H57ZM68 237H69V238H68ZM74 237H75V236H74ZM76 237H75V238H76ZM98 237H99V236H98ZM118 237H119V236H118ZM123 237H124V236H123ZM123 237H122V239H123ZM139 237H140V236H139ZM139 237H137V238H139ZM161 237H162V236H161ZM203 237H204V236H203ZM219 237H220V236H219ZM246 237L244 236V238H246ZM17 238H18V237H17ZM23 238H24V237L22 236L21 240H23ZM91 238H92V237H91ZM125 238H126V237H125ZM152 238H153V237H152ZM156 238H157V236H156ZM163 238H164V237H163ZM215 238H216V240H217L218 237H215ZM227 238H228V237H227ZM240 238H242V237H240ZM248 238H249V237H248ZM258 238H259L260 241H263V242H264V234L261 235L260 233H258ZM18 239H19V238H18ZM65 239H66V240H65ZM67 239H68V240H67ZM72 239H74V238H72ZM72 239H70V240H72ZM85 239H86V237H85ZM145 239H146V237H145ZM234 239H235V238H234ZM8 240H9V239H8ZM8 240L5 239L4 241L6 242V241H8ZM16 240H17V239H16ZM29 240H30V239H29ZM33 240H34V239H33ZM77 240L81 241L82 244H83V240H80L79 238H78ZM77 240L74 239V241H77ZM88 240H89V239H88ZM93 240H96V238H94ZM138 240H139V239H138ZM162 240H163V239H162ZM209 240H210V239H209ZM209 240H208V241H209ZM216 240L214 239V241H216ZM235 240H236V239H235ZM244 240H247V238L244 239ZM1 241H2V240H1ZM63 241H64V242H63ZM65 241H66V242H65ZM86 241H87V240H86ZM119 241H120V237H119ZM122 241H123V240H122ZM144 241H145V243H147L146 241H148V239H147V240H144ZM156 241H157V240H156ZM214 241H212V242H214ZM218 241H219V240H218ZM230 241H231V240H230ZM230 241H229V242H230ZM247 241H248V240H247ZM257 241H258V240H257ZM260 241H258L257 244H258V243H261ZM23 242H24V240H23ZM41 242H42V243H41ZM84 242H85V240H84ZM89 242H90V241H89ZM126 242H127V241H124V243H126ZM154 242H155V241H154ZM196 242H197V241H196ZM216 242H217V241H216ZM221 242H222V241H221ZM225 242H226V241H225ZM234 242H236V241H234ZM9 243H10V242H8L7 247H8V245H10ZM50 243H51V245H50ZM62 243H64V244L66 243L65 245H62V246H66V247L64 248V249L66 250V252H65V250L63 249V250H64V253H63L62 250H61L63 247L60 246ZM127 243H129V242H127ZM130 243H131V242H130ZM132 243H134V241H133ZM135 243H136V239H135ZM209 243H210V242H209ZM209 243L207 242V244H209ZM218 243H219V242H218ZM231 243H232V242H231ZM245 243H246V241H245ZM245 243H244V245H246ZM0 244H2V243H0ZM11 244H12V243H11ZM18 244H19V242H18ZM22 244H23V243H22ZM58 244H60V245H58ZM74 244H75V243H74ZM148 244H150V243H148ZM156 244H157V243H156ZM186 244H188V243H186ZM189 244H190V243H189ZM199 244H200V243H199ZM210 244H211V243H210ZM210 244H209V245H210ZM214 244H216V243H214ZM221 244H222V243H221ZM228 244H229V243H228ZM5 245H6V244H5ZM29 245H28V246H29ZM36 245H37V246H36ZM53 245H54V246H53ZM76 245H77V243H76ZM85 245H86V243H84V245H81L79 248H82V251H84V250L86 251L85 248H87L88 246L85 247ZM92 245H93V244H92ZM92 245H91V246H92ZM100 245H101V244H100ZM107 245H109V244H107ZM113 245H114V244H113ZM122 245H123V244H122ZM131 245H132V244H131ZM179 245H180V244H179ZM190 245H191V244H190ZM212 245H213V244H212ZM212 245H211V246H212ZM226 245H227V244H226ZM226 245H225V246H226ZM235 245L238 246V244H234V246H235ZM260 245H261V244H260ZM2 246H3V245H2ZM34 246L37 247V248H36L34 254H32V252L34 251L33 249L35 248ZM52 246L54 247V249L51 248V250H50L49 247H52ZM57 246H59L60 248L62 247V248L60 249V248L57 247ZM82 246H84L85 248L82 247ZM123 246H124V245H123ZM132 246H133V245H132ZM135 246H136V244H135ZM148 246H149V245H148ZM232 246H233V245H232ZM258 246H259V245H258ZM262 246H264L263 243H262ZM3 247H4V246H3ZM5 247H6V246H5ZM133 247H134V246H133ZM137 247H138V245H137ZM189 247H190V246H189ZM215 247H216V246H215ZM219 247H220V246H219ZM226 247H227V246H226ZM228 247H229V246H228ZM238 247H242V245H241V246L239 245ZM1 248H2V247H1ZM8 248H9V247H8ZM13 248L15 249V247H13ZM22 248H23V247H22ZM48 248H49V250H48ZM55 248H56L57 251L55 250ZM104 248H105V247H104ZM184 248H185V247H183V249H184ZM222 248H223V246H222ZM222 248H221V249H222ZM234 248H235V247H234ZM244 248H247V246H245ZM244 248L242 247V250H243ZM260 248H261V247H259V249H260ZM44 249H45V250H44ZM83 249H84V250H83ZM87 249H89V247H88ZM102 249H103V248H102ZM105 249H106V248H105ZM217 249H218V248H217ZM219 249H220V248H219ZM231 249H232V247H231ZM236 249H237V251H238V248H236ZM240 249H241V248H240ZM259 249H258V250H259ZM2 250H3V249H2ZM8 250H9V249H8ZM53 250H54V251H53ZM67 250L69 251L68 254H67ZM106 250H107V249H106ZM143 250H144V249H143ZM202 250H203V247H202ZM242 250L240 251L241 254L244 253V252H242ZM247 250H248V249H247ZM260 250H261V249H260ZM260 250H259V251H260ZM262 250H264V247L262 248ZM262 250H261V251H262ZM3 251H4V250H3ZM6 251H7V250H6ZM15 251H16V250H15ZM17 251H18V250H17ZM17 251H16V252H17ZM46 251H47V252H46ZM55 251H56V252H55ZM138 251H139V250H138ZM175 251H176V250H175ZM185 251H186V249H185ZM204 251H205V249H204ZM218 251H219V250H217V252H218ZM226 251H227V249H226ZM233 251H235V250L233 249ZM259 251H258V252H259ZM0 252H1V250H0ZM26 252H28V253H26ZM54 252H55V253H54ZM57 252H58V253H57ZM59 252H61V253H59ZM80 252H81L83 255H82ZM86 252H87V251H86ZM121 252H122V251H121ZM126 252H127V251H126ZM149 252H150V251H149ZM221 252H222V251H221ZM223 252H224V250H223ZM245 252H246V249H245ZM247 252H248V251H247ZM263 252H264V251H263ZM3 253H4V252H3ZM14 253H15V252H14ZM25 253H26V254H25ZM36 253H37V254H36ZM38 253H39V254H38ZM46 253H47V254H46ZM49 253H50V254H49ZM65 253H66V254H65ZM70 253H72V254H70ZM73 253H74V254L76 253L77 255L80 253L81 255L79 254L78 256H76V255L74 256ZM87 253H88V252H87ZM141 253H143V252H141ZM172 253H173V252H172ZM205 253H206V252H205ZM226 253H227V252H226ZM260 253H261V255H264L262 252H259L258 256L260 255ZM11 254H13V253H11ZM31 254H32V255H31ZM51 254H52V255H51ZM54 254H55L57 257H56ZM57 254H58V255H57ZM61 254H63V255H62L63 257L61 256ZM84 254H85V255H84ZM164 254H165V253H164ZM186 254H187V252H186ZM207 254H208V253H207ZM228 254H229V253H228ZM228 254H226V255H227V256H225L226 258L228 257ZM244 254H246V253H244ZM244 254L239 255V256H243ZM16 255H17V254H16ZM47 255H48V256H47ZM69 255H71V256L73 255V259H71V258H70L71 256H69ZM94 255H95V254H94ZM110 255H111V254H110ZM132 255H133V254H132ZM177 255H178V254H177ZM197 255H198V254H197ZM224 255H225V254H224ZM224 255H223V256H224ZM230 255H231V254H230ZM0 256H1V255H0ZM2 256H3V255H2ZM2 256H1V257H2ZM9 256H10V255H9ZM14 256H15V255H14ZM14 256H11V258L14 257ZM24 256H23V257L20 256V257L24 259V263H23V264H26V263H25V260H26V259L24 258ZM54 256H55V257H54ZM103 256H104V255H103ZM107 256H108V254L105 256L106 259H105V257H104V259H102L101 264H106V263H107L108 259L110 258V256H109V257H107ZM121 256H122V255H121ZM156 256H157V255H156ZM185 256H186V255H185ZM185 256H184V257H185ZM194 256H195V255H194ZM199 256H200V255H199ZM210 256H211V255H210ZM210 256H209V258H210ZM212 256H213V255H212ZM234 256H235V255H234ZM236 256H237V255H236ZM247 256H248V255H247ZM47 257H48V258H47ZM59 257H60V258H59ZM66 257H67V259L70 258L69 262L66 261ZM68 257H69V258H68ZM75 257H76L78 263H77V261H75V260H76V259H74ZM85 257H86V256H85ZM85 257H84V258H85ZM87 257H88L89 259L86 258V259H87V260H86V259L83 258L82 261L84 262V260H85V261H88V260H89L90 262L92 261V264H93V263H94V264H97L96 261H98V260L94 258L95 256H94V257H91V256L89 255V256H87ZM90 257H91L92 259H91ZM97 257H98V256H97ZM97 257H96V258H97ZM100 257H102V256H100ZM111 257H112V256H111ZM122 257H123V256H122ZM164 257H166V256H164ZM168 257H169V256H168ZM204 257H205V256H204ZM206 257H208V256H206ZM206 257H205V258H206ZM214 257H215V256H213V258H214ZM2 258H3V257H2ZM18 258H19V256H18ZM21 258H20V260H22ZM49 258H50V259H49ZM52 258H53V259H52ZM63 258H64V259H63ZM93 258H94V260H93ZM98 258H99V257H98ZM148 258H149V257H148ZM157 258H158V257H157ZM181 258H182V257H181ZM191 258H192V256H191ZM191 258H189V259H191ZM193 258H194V257H193ZM195 258H196V257H195ZM195 258H194V259H195ZM199 258H200V257H199ZM199 258H198V259H199ZM213 258L210 259V260L212 261ZM229 258H231V257H229ZM229 258H228V259H229ZM233 258H234V257H233ZM236 258H237V257H235V260H236ZM244 258H245V257H244ZM259 258H260V257H258L257 259H259ZM261 258L263 259L264 257H261ZM261 258H260V263L263 262V261H261ZM110 259L113 260V258H110ZM110 259H109V260H110ZM149 259H150V258H149ZM162 259H163V258H162ZM174 259H175V258H174ZM174 259H172V260L174 261ZM187 259H188V258H186V260H187ZM201 259H203V258H201ZM14 260H15V259H14ZM20 260H19V263H20ZM44 260H46V261H44ZM48 260H51L52 262H51V261L49 262ZM112 260H110V261L113 262L114 260H113V261H112ZM123 260H124V259H123ZM131 260H132V259H131ZM167 260H168V258H167ZM191 260H192V259H191ZM199 260H200V259H199ZM207 260H208V259H207ZM207 260H205V261H206V264H207V262H208ZM214 260H215V259H214ZM214 260H213V261H214ZM219 260H220V259H219ZM222 260H223V259H222ZM232 260H234V259H232ZM244 260H246V258H245ZM247 260H248V259H247ZM247 260H246V261H247ZM28 261H29V260H28ZM40 261H39V262H40ZM43 261H44V262H43ZM47 261H48V263H45V262H47ZM89 261H88V263H89ZM128 261H129V260H128ZM128 261H127V262H128ZM146 261H147V260H146ZM151 261H154V260L152 259ZM156 261H157V260H156ZM220 261H221V260H220ZM225 261H226V260H223L224 263H225ZM230 261H231V259H230ZM230 261L228 262V260H227L226 264H227V263H230ZM0 262H1V261H0ZM16 262H18V261H16ZM16 262H15V264H17ZM26 262H27V261H26ZM56 262H55V264H56ZM64 262H66V263H64ZM95 262H96V263H95ZM149 262H150V261H149ZM149 262H147V263H149ZM167 262H168V261H167ZM175 262H176V261H175ZM178 262H179V261H178ZM192 262H193V261H192ZM194 262H195V261H194ZM196 262H197V261H196ZM201 262H202V261H201ZM214 262L216 263V260H215ZM238 262H239V260H238ZM258 262H259V261H258ZM1 263H3V262H1ZM84 263H85V262H84ZM113 263L115 264V261H114ZM147 263H146V264H147ZM157 263H158V261L156 262V264H157ZM171 263H172V261H171ZM208 263H209V262H208ZM221 263H222V261H221ZM234 263H235V262H234ZM248 263H249V262H247V264H248ZM4 264H6V262H5ZM12 264H14V263H12ZM20 264H21V263H20ZM27 264H29V263L27 262ZM30 264H31V263H30ZM32 264H33V263H32ZM39 264H41V263H39ZM57 264H58V262H57ZM85 264H86V263H85ZM98 264H100V263H98ZM108 264H110V263H108ZM111 264H112V263H111ZM128 264H129V263H128ZM130 264H132V263H130ZM165 264H167V263H165ZM168 264H170V263H168ZM174 264H175V263H174ZM188 264H189V263H188ZM197 264H198V263H197ZM213 264H214V263H213ZM230 264H232V263H230ZM263 264H264V263H263Z\"/></svg>",
    "mask_w": 264,
    "mask_h": 264
}]
</instances>
